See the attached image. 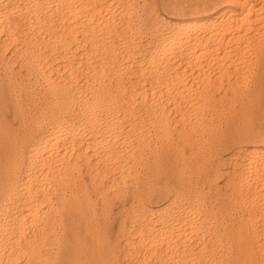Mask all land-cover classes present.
Listing matches in <instances>:
<instances>
[{
	"label": "bare ground",
	"instance_id": "6f19581e",
	"mask_svg": "<svg viewBox=\"0 0 264 264\" xmlns=\"http://www.w3.org/2000/svg\"><path fill=\"white\" fill-rule=\"evenodd\" d=\"M108 1H110V0H108ZM113 1V0H112ZM119 1V0H118ZM127 1V0H126ZM227 1V4H225V5H223L224 7L223 8H221L218 12H217V14H215L214 16H206V15H204V16H194L193 14V16L192 17H189V18H186V19H183V20H174V19H164L163 18V14H162V18H161V20H159L160 21V23L157 25H155L154 27H153V23H151L152 24V30H151V32H149V33H151V34H153V35H158V34H160V35H158L157 37H155V38H158L159 36V40L157 41H155L152 45H150L149 47H147V49H146V52H143L142 50H141V48H140V46L144 43L145 44V42H143L141 45H140V43H138L139 45L137 46L136 44H135V42L134 41H129L128 42V40L125 38V37H127V32L129 31V28H130V25H132V24H129L128 25V21H126V23H124L125 24V26L123 27V26H118V27H120L121 28V30H122V27L124 28L123 29V38H124V41H123V43H121V45H120V43H119V45H118V42H117V44L116 45H118L119 46V49L117 50V47H116V51H115V46H114V43H116V42H112L111 44H112V49H110V51H109V48H108V46L106 47L105 46V48H108L107 50H104L102 47L100 48V46L99 45H101V44H103V43H101L100 41H99V39H101V36H100V38H93L92 39V37H89V35H87L88 33H87V31L89 30V29H92V30H90V31H92L93 32V30H94V28H97V29H99V26L98 25H100V27H101V25H103V24H105L107 21H108V17H107V15H110V13H108L106 10H107V6H109V4H108V2H107V0H104L103 2H101V3H99V5H96V3L98 4V0H0V61L2 62L4 59H5V55H6V51L9 49V51H10V54H13L14 56H13V58L12 59H15V61H11V62H13V64L14 63H17V61H19L20 59V61H21V66H23L22 64L24 63V66H25V62H27L28 61V63H30L29 62V60H30V56H28V57H30L28 60H27V58H25V57H22V58H20L21 57V53H31L30 51H28L27 52V50H26V46H24L23 45V43L21 42L23 39H25L26 40V42L29 40V43H33V40L31 39V41L32 42H30V39H28L27 37L29 36V35H31L32 36V34H35L36 32H41L42 30H43V33H42V36L44 35V33H46V34H48V38H46V39H48V41H49V39H50V43L49 44H51L52 46L53 45H56L57 47H58V45L57 44H63L64 43V45L66 44V42H67V44L69 43V42H71V44H73L72 42H77V41H81L84 45L85 44H88L87 45V47L85 48V50L83 51V55H82V57L81 58H78L79 56H81V55H79L80 53V51H78V54H75V53H73L74 51H76V50H78L81 46H79L78 47V44L79 43H74L72 46H74L75 47V50H73L72 51V53L74 54V55H76L75 57H77V55H78V59L77 60H75V62L77 61V63H75V62H73V63H75V68H78V66L76 67V64L77 65H79V64H84V63H86L87 64V66H88V59L90 60V58H94V57H98V56H96V54H97V48L99 47L100 49H103L104 51H102L101 50V52H102V55L101 56H99L98 57V59L96 60V62L94 63V61H93V59H92V61H93V66L92 67H88L90 70H88V71H90L89 73H88V75H87V72H85V71H83L82 73L83 74H85L86 73V75L90 78V76L92 75H94V76H96L97 78H98V80H99V76H104V78L106 79L107 78V80H108V78L110 77L111 79L113 78V82H114V77H116L117 75H118V73L119 72H121L122 70H124L125 69V67H126V65L128 64L129 66H131L132 64H138L137 66L136 65H134L135 66V70H136V73L138 72V74H136V75H139V77H138V80L136 79V80H134V78H133V80H134V82L135 83H132V84H134V85H132V84H129L128 86H127V83L124 85V88H120V86H119V82H118V79H120V78H118L117 79V77L115 78V82H114V86L113 85H108V86H112V87H108L106 84V86L107 87H105V88H103L102 87V85H101V83L99 82V81H97V82H99L100 83V85L99 84H97L98 86H93L94 84L92 83H90L89 85H92L91 86V89H90V91H86V92H91V93H93V94H91V93H89V95H93L92 97H93V99L91 98V100L89 101V100H87L86 102L84 101V103L81 105L80 104V106H81V111L80 112H78V115L80 114V116L78 117L77 116V120H73V119H71V120H67V119H65L64 117H61L62 116V114L60 113L63 109H61L60 110V108H66L68 105H70V103L71 102H74L77 98H78V94H80V90H81V88H80V90H79V93L76 95L75 93H77V92H73V88H72V93H70V89H68L67 88V83L69 84L70 83V81H69V79H71L73 76H76V75H74V69L72 68L71 69V66L72 65H70V63L69 62H67V63H69L68 65L67 64H64L63 63V61H61V57H59V55L58 56H56V57H59L60 58V60L58 59V61L55 63V67L53 66L52 68L57 72H59V73H61V75H62V77L63 78H60L59 79V77H61V76H59L58 77V79H56V80H54L53 78H52V76H53V74H52V76L50 75V73L51 72H54V70L53 69H50L51 68V66L49 65V63H48V60H49V58H52V59H50V61H52L53 59V61L52 62H55V60H57V59H55V58H53V56L52 57H50V54H52V53H50V52H55V50L54 49H56L55 47H54V49H51L52 51H48L50 54H48V52H47V54H48V56L46 57V55L44 54V53H42V54H44V56H42V57H44V58H41V55L38 57V60L35 62V63H37L36 65L38 66V69H41V66L43 65V72H42V70H41V72H42V80H41V82L43 81V83H44V86H42V87H45L48 91L47 92H49L47 95H49V97H48V100L45 98V100H47V102L43 105H41V104H38L39 106H44L43 108H44V110H45V115H43L42 117H41V114H40V112H39V116H40V119L38 118H35V119H33V121L31 122V123H33L27 130H25V129H23L24 131V133L22 132V134H21V137H20V134H19V137H20V139L18 140L17 138H16V140H15V138L13 137H11L10 136V132H11V130L10 129H8L7 127H9V125H7L8 123H6V127L3 125V127L0 125V127H2V128H0V140H3V141H0V161H2L3 162V164L1 163V165H0V173H2V175H3V173H4V175L3 176H1L0 177V264H16V263H20V264H34V262L36 261L37 262V257H39L38 256V253H37V255L36 254H33V251H31V254H30V256H28L29 254H27L26 252V254H27V256L25 257V259H24V261L23 262H20V260H19V262H12V260H13V258L15 259V256L17 257V255L19 254V258L18 259H20V257H22V258H24L23 257V255H26V254H24L23 253V250L24 249H28L29 247H31V246H36L37 244H40L39 242L40 241H43L45 238H44V236H45V234L47 233V235H48V232H50L51 230H52V228H53V226H55V223H57V220L59 221V219H64L63 217H65V219L66 218H71V219H74V221H75V224L76 225H78V223H79V218L81 217V212L83 211V209L81 208V209H78L77 211H75L76 210V208H75V210L73 211V209H71V206H69V204L71 205V203H69L70 201H69V199H68V205H67V207L69 208L70 207V209L72 210V211H64V212H62V213H65L63 216L61 215V216H55L56 214H54V213H52V211L53 210H55L56 208H54V206H53V201H52V197H55V198H59V200H61V201H63L64 202V199L66 198V197H70V195L68 194L67 196H65V190L63 191V187L64 186H62V188H61V184H62V182L64 183V181H62V177L65 175V174H67L68 175V173L69 174H75V173H77L79 176L81 175V172H82V170L84 171V174H85V176L87 175V179H89V184L91 185V187H90V189H92L91 190V192H93V194L95 193H97L98 194V198H100V195H101V198H102V196L104 197V199H102V201H104V202H102V204L101 205H106V203H107V201L106 200H108V202L110 201V198H112V197H110L109 198V193H108V189L107 188H109V187H114V186H116V184H118L119 183V185H121L122 183H120V182H123V181H125L124 180V178H125V176H127V175H129V168L131 167L132 168V166H128L129 164V162H131V164H134V162H132L131 160L129 161V157H128V154L129 153H125V151H122V147H124V146H122L121 144H125L124 143V139H122V140H120L118 137H119V135H118V137H114V135H116V134H108L107 133V135L105 134V135H100V136H96V135H94L93 133H92V127L91 126H93V125H95L96 126V123L98 122L99 123V121H94V122H96V123H92L93 122V120H90L88 117H87V115H86V112L88 111V110H91V111H93L94 109H98V107L99 108H102V109H104V108H106V107H108L109 106V108L110 109H108V110H111L112 109V115H110V116H113V121H112V123H114V124H116V123H118L119 122V124H120V127H121V125L122 124H125V123H123L124 121H128V123H129V126H131L130 125V123L132 122L131 121V119H137V123H138V121L140 122L141 121V123H143L142 121H144V122H152L151 124V127L152 126H154V130L156 129V130H158L157 128H161V133H162V131L163 132H165V130L167 129L166 127L170 124V126H171V123H174V124H176L177 123V125L179 124L180 125V130L178 131V130H176V129H178V128H176L175 126H174V124H173V129H174V127L176 128L175 129V131H177V133L179 134V132L183 135V139H185V136L187 135V134H189V133H191L192 135H193V133L195 132V130H197L198 131V126H200L201 124H203V121L205 120H202V117H206V118H209L208 120H210V119H215V117H218L219 118V120H221L222 118L219 116L220 114H223V116H224V114H229L230 115V113L231 114H233V116L234 117H241V116H244L245 117V119L246 118H248L249 117V119L251 118V120L253 119V117H252V114L254 115V106L253 105H257V104H259V103H257V101L260 99V101L264 98V70H263V72H261L259 75H260V77L258 76V78H261V81L259 82V81H257V82H259V84L257 85V83L255 82V84L257 85V86H255V87H253V89H251V87L249 88V90H247V91H241L240 90V88H238V87H240V85H241V80H243L244 78H246L248 75H252V73L253 72H255L254 71V69L256 68V66H255V68H254V64H255V62L256 61H262L263 63H264V49H260V47L264 44V0H226ZM120 3H122V0H121V2ZM126 3V2H125ZM125 3H122V4H124L123 6L125 7ZM117 4V6H118V2L116 3ZM127 5H128V10H130L129 9V7L132 5V4H128V3H126ZM214 4H216V3H214ZM112 5V4H111ZM110 5V6H111ZM121 5V4H120ZM109 6V7H110ZM133 6H135V5H133ZM201 6V5H200ZM212 6V5H211ZM217 6V5H216ZM215 6V7H216ZM113 8L115 7V5H113L112 6ZM119 7V6H118ZM127 7V6H126ZM195 7V6H194ZM193 7V8H194ZM199 7V6H198ZM213 7V6H212ZM219 7V6H218ZM123 8V7H122ZM133 9H134V11H138V9H135V7H132ZM205 8H206V6H205ZM214 8V7H213ZM118 9V8H117ZM127 9V8H126ZM201 9V8H200ZM210 9V8H209ZM216 9V8H215ZM108 10H110V9H108ZM111 10H113V9H111ZM149 10V9H148ZM116 11V10H115ZM118 11V10H117ZM125 10H123V11H121L122 13L124 12ZM133 10H131V12H132ZM147 11V10H146ZM150 11V12H149ZM148 11V13H150L151 14V9ZM211 11V10H210ZM215 11V10H214ZM129 11H127V13H128ZM203 12H205L206 13V11H203ZM52 13L54 14V13H57L56 14V16L54 17L53 15H52ZM107 13V14H106ZM111 13H112V11H111ZM115 12L113 11V13L112 14H114ZM126 13V12H125ZM133 13H135V12H133ZM208 13H211V12H208ZM215 13V12H214ZM112 14L110 15V18H112L111 16H112ZM120 14V13H119ZM124 14V13H123ZM131 14V13H130ZM145 14V13H144ZM153 14H155L156 16H157V14L156 13H153ZM201 14V13H200ZM115 15H118V14H115ZM125 15V14H124ZM146 15H147V13H146ZM149 15V14H148ZM171 15V14H170ZM173 15V14H172ZM179 15V14H178ZM199 15V14H198ZM212 15V14H211ZM105 16H106V19H105ZM120 16V15H119ZM122 16V15H121ZM120 16V17H121ZM132 16V15H131ZM131 16H129L128 18V20H132V19H130V17ZM134 16V15H133ZM145 16V15H144ZM153 16V15H152ZM159 16V15H158ZM165 16V15H164ZM96 17V18H95ZM119 17V18H120ZM150 17V16H149ZM176 17V16H175ZM174 17V18H175ZM178 17V16H177ZM186 17H187V15H186ZM113 18H114V16H113ZM113 18H112V20H113ZM124 18V17H123ZM123 18H121V19H119V20H121V22H122V19ZM133 18V17H132ZM134 18H135V20L138 22V20H139V18H140V20H141V17H139L138 18V20H137V17H135L134 16ZM158 18V17H157ZM168 18V17H167ZM183 18H185V17H183ZM94 19H96V20H94ZM118 19V18H117ZM145 18H143V20H144ZM111 20V22H113L114 20L116 21V19H114L113 21ZM118 20V21H119ZM146 20H148V18L146 19ZM145 20V21H146ZM149 20H150V22H151V19L149 18ZM152 20H153V18H152ZM155 20H156V17H155ZM114 21V22H115ZM154 21V20H153ZM120 22V23H121ZM131 22V21H130ZM129 22V23H130ZM134 22V21H133ZM143 21H141V23H142ZM150 22H149V25H151L150 24ZM158 22V21H157ZM156 22V23H157ZM116 23H118L117 21H116ZM115 23V24H116ZM120 23H118V24H120ZM139 23V22H138ZM138 23H136V24H138ZM140 23V24H141ZM155 23V22H154ZM109 24V23H108ZM112 24H114V23H112ZM112 24H110V25H112ZM144 24V23H143ZM146 24V23H145ZM97 25V26H96ZM106 25V24H105ZM104 25V26H105ZM134 25V24H133ZM139 25V24H138ZM148 25V26H149ZM112 26H115V25H112ZM112 26H110L111 28H112ZM136 26V25H135ZM146 26V25H145ZM147 26V27H148ZM106 27V26H105ZM110 27H109V29H110ZM115 27H117V26H115ZM138 27V26H137ZM139 28H141V27H139ZM139 28H138V30H139ZM101 29V28H100ZM99 29V30H100ZM102 29L104 30L103 31V33H101V34H104V32H105V30L106 29H104L103 27H102ZM109 29L107 28V30L109 31ZM117 29H119V28H117ZM147 29V28H146ZM50 30V31H49ZM112 30V31H111ZM110 31L111 32H120L119 30H116V31H113V29H111ZM131 30L133 31V26H132V29H130V37L128 36V38H131V36L133 37V35H131L132 33H131ZM136 30H137V28H136ZM138 30H137V33H138ZM143 30H145V28L143 29ZM148 31H150V29H147ZM97 31V30H96ZM107 31V32H108ZM164 31V32H163ZM116 32V33H117ZM135 32V31H134ZM133 32V33H134ZM144 32V31H143ZM98 33V32H97ZM112 33V34H113ZM121 33V32H120ZM147 33V32H146ZM95 35H96V32L94 33ZM94 34H91V35H94ZM101 34H98L97 36L99 37V35H101ZM115 34V33H114ZM150 34V35H151ZM36 35V34H35ZM39 35V34H38ZM90 35V36H91ZM109 35V34H108ZM107 34H106V36H108ZM122 35V34H121ZM120 35V36H121ZM135 35H136V33H135ZM145 35V34H144ZM23 37V39L20 41V43H16V41H19L18 39L20 38V37ZM45 36V35H44ZM115 37L113 38V39H115V38H117L118 36L117 35H114ZM152 36V35H151ZM34 38H36L35 36H33ZM96 37V36H95ZM112 37V36H111ZM122 37V36H121ZM140 37V36H139ZM139 37H138V39H139ZM153 37V36H152ZM33 38V39H34ZM42 38V37H41ZM41 38H39V39H41ZM103 38V37H102ZM109 37H107V39H108ZM118 38H120V37H118ZM117 38V39H118ZM135 38V37H134ZM140 38H143L142 36L140 37ZM145 38H146V36H145ZM45 39V38H44ZM137 39V40H138ZM148 39V38H147ZM152 39V38H151ZM154 39V38H153ZM152 39V40H153ZM43 40V39H42ZM41 40V41H42ZM106 39H105V37H104V40L103 41H105ZM109 40H112V39H109ZM116 40V39H115ZM114 40V41H115ZM122 40V39H121ZM130 40V39H129ZM149 40V39H148ZM148 40H146V41H148ZM151 40V41H152ZM44 41H46V40H44ZM89 41V42H88ZM108 41V40H107ZM25 42V43H26ZM36 42H38V41H36ZM35 42V43H36ZM40 42V41H39ZM38 42V43H39ZM47 42V41H46ZM46 42H45V44H46ZM88 42V43H87ZM140 42H142V41H140ZM16 43V44H15ZM41 43V42H40ZM42 43H43V41H42ZM149 43H150V40H149ZM149 43H148V45H149ZM48 43L46 44V48H47V45H49ZM67 44H66V46H67ZM105 44H107V43H105ZM146 44H147V42H146ZM26 45H28V47H29V45L30 44H27L26 43ZM35 45V44H34ZM37 45H39V44H36L35 46L37 47ZM42 45V44H41ZM50 45V46H51ZM59 45V46H60ZM64 45L63 46H61V48L63 47V53L61 54V55H64V56H66V59H65V61H69V60H67V57H68V55H67V50L69 49V48H67V50H65L64 51ZM70 45V44H69ZM83 45V46H84ZM108 45H110V44H108ZM40 46V45H39ZM50 46H48L49 48H50ZM71 46V45H70ZM69 46V47H70ZM111 46V45H110ZM109 46V47H110ZM114 46V47H113ZM264 46V45H263ZM30 47H33V44H32V46H30ZM73 47V48H74ZM78 47V48H77ZM143 47V46H142ZM145 47V46H144ZM34 48V47H33ZM38 48V47H37ZM43 48H44V46H43ZM43 48H42V50H43ZM48 48V49H49ZM53 48V47H52ZM71 48V47H70ZM77 48V49H76ZM82 48V47H81ZM80 48V49H81ZM98 48V49H99ZM140 48V49H139ZM263 48V47H262ZM32 49V48H31ZM41 49V48H40ZM39 48H38V50H40ZM60 48L58 47V49L57 50H59ZM143 50H144V48H142ZM38 50H33L32 51V55H34V53H37V51ZM61 50V49H60ZM70 50V49H69ZM8 51V52H9ZM41 51V50H40ZM46 51V50H45ZM45 51H43V52H45ZM67 51V52H66ZM81 51H82V49H81ZM115 51V56H116V58L119 56L120 57V59L121 60H123L122 62L125 64V67L122 69V67H121V71L119 70V72L118 73H116L117 71L115 70V66L113 65L114 64V62L115 61H118V60H114V52ZM141 51V53L143 52V54H142V56L141 57H139V56H137V55H139V54H137L138 52H140ZM99 52V51H98ZM40 53V52H39ZM56 53V52H55ZM54 53V54H55ZM77 53V52H76ZM7 54H9V53H7ZM9 54V55H10ZM57 54H60V52L58 53L57 52ZM70 56H71V58L73 57V54H70V53H68ZM247 54V55H246ZM38 55V54H37ZM36 55V56H37ZM60 55V56H61ZM20 56V57H19ZM26 56V55H25ZM35 56V55H34ZM34 56H32L33 58H34ZM64 56H62V59H64ZM70 56L68 57V58H70ZM10 57V56H9ZM27 57V56H26ZM18 58H19V60H18ZM25 58V59H24ZM32 58V59H33ZM37 58V57H36ZM74 58V57H73ZM115 58V59H116ZM8 58H7V56H6V60H7ZM11 59V58H10ZM11 59V60H12ZM31 59V60H32ZM75 59V58H74ZM95 59V58H94ZM17 60V61H16ZM27 60V61H26ZM72 59H70V61H71ZM113 60H114V62H113ZM121 60H120V62H121ZM35 61V60H34ZM34 61H32V62H34ZM73 61V60H72ZM91 61V60H90ZM113 62V63H112ZM121 62V63H122ZM141 62H142V64H141ZM261 62V63H262ZM5 63V62H4ZM7 63V62H6ZM9 63V62H8ZM7 63V64H8ZM28 63H27V65H28ZM35 63H33V64H35ZM51 63V62H50ZM112 63V64H111ZM140 63V64H139ZM258 63V62H257ZM257 63H256V65H257ZM2 64H3V62H2ZM1 64V65H2ZM11 64V63H10ZM20 64H19V66L18 65H16V66H18V69H20ZM52 64V63H51ZM54 64V63H53ZM72 64V63H71ZM81 64V65H82ZM112 65V66H114V67H111L110 65ZM35 65V66H36ZM39 65H40V67H39ZM91 65H92V63H91ZM118 65V64H117ZM15 66V65H14ZM13 66V67H14ZM29 66V65H28ZM27 66V67H28ZM31 66H33L32 64H31ZM30 66V67H31ZM35 66H33V67H31V69H32V71H35V70H33V69H37ZM74 66V65H73ZM84 66H85V64H84ZM83 66V67H84ZM87 66L84 68V69H86L87 68ZM89 66H90V64H89ZM107 66H109L110 68H109V70L111 69V68H113L114 69V72L112 71L110 74H109V72H106V71H109L108 69H106V67ZM260 66V65H259ZM264 66V64H262V66L261 67H263ZM2 67V66H1ZM3 67H4V69H5V67H6V65L4 66V64H3ZM8 67V66H7ZM11 67V66H10ZM9 67V68H10ZM27 67H26V70H27ZM118 67V66H117ZM117 67H116V69H117ZM120 67V66H119ZM133 67V66H132ZM258 67V66H257ZM261 67L259 68V69H261ZM29 68V67H28ZM79 68H82L81 66H79ZM87 68V69H88ZM108 68V67H107ZM8 69V68H7ZM11 69V68H10ZM15 69V68H14ZM17 69V70H18ZM24 69V71H26L25 70V68H22V70ZM47 69H49V70H47ZM127 69V68H126ZM128 69H131V68H129L128 67ZM263 69V68H262ZM0 70H1V68H0ZM29 70V69H28ZM47 70V71H46ZM50 70H52V71H50ZM81 70V69H80ZM112 70V69H111ZM118 70V69H117ZM255 70H257V69H255ZM2 71V70H1ZM4 71V70H3ZM9 71H11V70H9ZM9 71H8V76H9ZM15 71V70H14ZM38 71V70H37ZM77 71V70H76ZM87 71V70H86ZM116 71V72H115ZM131 72L130 73H132V72H134V70L132 71V69L130 70ZM12 72V71H11ZM17 72V71H16ZM23 72V71H22ZM28 71H26V73H27ZM31 72V70H29V73ZM50 72V73H49ZM55 72V73H56ZM79 72V70L76 72V73H78ZM125 72V71H124ZM12 73H14V72H12ZM25 73V72H24ZM29 73H27L28 74V76H29ZM34 73H36V72H34ZM81 72H79V74H80ZM114 73H116V74H114ZM130 73L128 74V75H130ZM258 73H259V71H258ZM4 74V73H3ZM5 74H6V72H5ZM19 74H20V72H19ZM18 74V77L20 76ZM33 74V73H32ZM31 74V75H32ZM83 74H81V76H83ZM112 74L114 75L113 77H111L112 76ZM125 74H127V73H125ZM124 74V75H125ZM2 75V74H1ZM16 75H17V73H16ZM23 75V74H22ZM21 75V76H22ZM25 76H26V74H24ZM30 75V76H31ZM37 75V74H36ZM38 75H41V73L39 74V72H38ZM90 75V76H89ZM116 75V76H115ZM121 75H123V73L121 74ZM256 75V72L254 73V75H253V77ZM258 75V74H257ZM11 76V75H10ZM14 77H13V79L15 80L16 79V77L17 76H15V73H14V75H13ZM24 76V77H25ZM29 76V77H30ZM32 76H35V74L34 75H32ZM54 76H56V74L54 75ZM101 76V77H102ZM118 76H120V74L118 75ZM3 77V76H2ZM23 77V78H24ZM29 77H25V78H27L26 79V82H27V80H28V78ZM36 77V76H35ZM38 77V76H37ZM78 77V76H77ZM80 77V76H79ZM86 77V76H85ZM84 77V78H85ZM87 77V78H88ZM122 77V76H121ZM124 78H122L123 80L125 79V82L126 81H128V80H126V78L128 77H126L125 78V76H123ZM249 77V76H248ZM5 77H3V79H4ZM9 78V77H8ZM7 78V79H8ZM55 78H57V76L55 77ZM75 78V77H74ZM73 78V79H74ZM83 78V77H82ZM83 78V79H84ZM88 78V79H89ZM93 78H95V77H92V79ZM103 78V77H102ZM102 78H100V81H101V79ZM130 77H128V79H129ZM251 78V77H250ZM250 78H248L249 80H250ZM12 79V78H11ZM10 78H9V80H11ZM32 79V78H31ZM34 79H36V78H34ZM39 79V78H38ZM41 79V78H40ZM76 80H80V79H77V78H75ZM86 79V78H85ZM84 79V80H85ZM91 79V81L92 82H94L93 80ZM110 79V83H113L112 82V80ZM252 79V78H251ZM257 79V78H256ZM20 80H22V79H20V77H19V80H18V83H19V81ZM29 80H30V78H29ZM29 80H28V82H29ZM37 80V79H36ZM74 81V82H76V83H78V81ZM84 80H82V83L84 82ZM87 80V79H86ZM85 80V84H87L88 82ZM104 80V79H103ZM122 80V81H123ZM130 80V79H129ZM259 80V79H258ZM5 81H6V79H5ZM4 81V83H6V82H8V80L5 82ZM16 82H17V80H15ZM13 82V80H12V83H16V82ZM24 81V80H23ZM23 81H20V82H23ZM32 81H33V79H32ZM69 81V82H68ZM73 81V80H72ZM104 81H106V80H104ZM109 81V80H108ZM107 81V82H108ZM2 83H3V81H1ZM25 82V81H24ZM23 82V83H24ZM25 82V84L27 85V83ZM38 82H40V80L38 81L37 80V82L35 81V84L36 83H38ZM101 82H103V81H101ZM120 82H121V79H120ZM132 82V81H131ZM244 82H245V80H244ZM250 82V81H249ZM253 82H254V80H253ZM253 82H251V83H253ZM10 83V82H9ZM12 83L10 84V87H12ZM32 84L34 83V82H31ZM42 83V84H43ZM73 83V82H72ZM72 83H70L69 85L71 86V84ZM81 83V84H82ZM83 83V84H84ZM96 83V82H95ZM104 83V82H103ZM109 83V84H110ZM123 83V82H122ZM13 84V85H14ZM245 85H246V83H244ZM244 84H242V85H244ZM2 85V84H1ZM8 85L9 84H7V86L4 84V86L7 88L8 87ZM18 85H21V84H17V86ZM24 85V84H23ZM39 85H41V84H39ZM88 84L86 85V87H90ZM122 86H123V84H121ZM249 85V84H248ZM248 85H247V87H248ZM15 86V85H14ZM22 86V85H21ZM21 86H19V88L21 87ZM30 86H31V84H30ZM30 86H28V87H30ZM70 86H68V87H70ZM78 86V85H77ZM85 86V85H84ZM83 86V87H84ZM252 86V85H251ZM254 86V85H253ZM8 88V89H11V88ZM26 87V86H25ZM32 87V86H31ZM30 87V88H31ZM72 87V86H71ZM70 87V88H71ZM82 87V86H81ZM82 87V89H86L85 87L83 88ZM245 87V88H244ZM243 87V89H247L246 88V86H244ZM14 88L15 87H13L12 89L14 90ZM17 88V87H16ZM22 88H23V86H22ZM27 88V87H26ZM40 87L39 86H36V89L35 88H33V89H35V91L37 90V89H39ZM108 88H110V89H108ZM241 88H242V86H241ZM1 89V88H0ZM29 89V88H28ZM32 89V88H31ZM31 89H30V92H31ZM44 89V88H43ZM89 89V88H88ZM105 89H108V90H105ZM5 90V89H4ZM20 90V89H19ZM24 90V89H23ZM22 90V91H23ZM27 89H25V91H26ZM45 90V89H44ZM75 90H76V88H75ZM74 90V91H75ZM77 90H78V88H77ZM10 91V90H9ZM12 91V90H11ZM18 91V90H17ZM17 91H15V92H17ZM25 91H23V93H25ZM29 91V90H28ZM33 91V90H32ZM39 91H41V89L40 90H38V93H40ZM43 91V90H42ZM42 91H41V95H42ZM2 92V91H1ZM20 93H21V91H19ZM30 92H28V93H30ZM83 92V91H82ZM85 91H84V93H86ZM6 93V92H5ZM33 93V92H32ZM32 93H30L29 94V97H30V95L32 94ZM37 93V91L35 92V94ZM37 93V94H38ZM74 93V94H73ZM252 93H254V94H256L255 96H256V98L257 97H259V99H257L256 100V104H254V100H249L250 98H249V96L252 94ZM1 94V93H0ZM8 94H9V92H8ZM7 94V95H8ZM15 94V93H14ZM17 94H19V93H17ZM22 94V93H21ZM37 94H36V96H37ZM40 94H38V95H40ZM2 95V94H1ZM5 95V94H4ZM25 95H28V94H25ZM33 95H34V93H33ZM82 95H85V94H82ZM12 96H14V95H12ZM20 96V95H19ZM24 96V95H23ZM36 96H34V97H32V98H37ZM43 97H44V94L42 95ZM41 96V97H42ZM88 96V95H87ZM86 95H85V98L87 97ZM254 96V95H253ZM254 96V97H255ZM40 97V96H39ZM42 97V98H43ZM46 97V96H45ZM81 96H79V98H80ZM254 97H252V98H254ZM21 97H19V100H21V99H24V98H21ZM28 98V97H27ZM41 98V99H42ZM84 98V97H83ZM85 98H84V100H85ZM141 98V99H140ZM249 98V99H248ZM15 99V98H14ZM18 99V98H17ZM38 99V98H37ZM136 99H140V100H142L143 102H145V104L143 105V111H142V114L139 112H137V111H135V110H137V108L134 110V112H133V108H135L134 107V105H135V103L137 102L136 101ZM255 99V98H254ZM3 100V99H2ZM9 100H10V98H9ZM29 100V99H28ZM32 100H34V99H32ZM43 100V99H42ZM44 100V101H45ZM58 100H59V103H60V101H61V103L59 104L58 103ZM23 101H25V100H23ZM22 101V102H23ZM83 101V99L82 100H79V102H82ZM251 101H253V103L251 102ZM263 101V100H262ZM262 101H261V104H263L262 103ZM0 102H1V99H0ZM4 102V101H3ZM2 102V103H3ZM35 102H37L36 100H35ZM78 102V103H79ZM139 102V101H138ZM137 102V103H138ZM141 102V101H140ZM143 102H141V103H143ZM237 102L239 103V102H241L242 103V105L244 106V107H241V108H236V109H238L239 111H237V110H235V108H234V106H235V104H237ZM246 102V103H245ZM2 103H1V105H2ZM20 103H21V101H20ZM30 103V102H29ZM38 103V102H37ZM36 103V104H37ZM147 103V104H146ZM7 105H8V103H6ZM32 104H33V102H32ZM35 104V105H36ZM59 104V105H58ZM72 104V103H71ZM76 104H77V101H76ZM74 105V103H73V107H72V105H71V107H72V109H73V111H72V113L75 111V109H77V106L78 105ZM244 104H246V105H244ZM3 105H5V104H3ZM12 105V104H11ZM13 105H14V103H13ZM16 105H17V103H16ZM19 105V104H18ZM17 105V106H18ZM20 105H22V104H20ZM23 105H25V104H23ZM29 105H31V104H29ZM34 105V106H35ZM102 105L103 106H106V107H102ZM8 106H10V105H8ZM75 106H76V108H75ZM79 106V107H80ZM136 106V105H135ZM138 106H140V107H142L141 106V104H139ZM137 106V107H138ZM237 106H239V105H237ZM241 106V105H240ZM260 106V108H261V106H264V105H259ZM5 108H6V106H4ZM11 107H13V106H11ZM10 107V108H11ZM25 107V106H24ZM24 107L22 106V108L24 109ZM28 106H27V104H26V107L25 108H27ZM31 106H29V108H30ZM139 107V108H140ZM20 108V107H19ZM19 108L17 107V108H15V105H14V108H11V109H14L13 111H15L14 113H16L17 114V116L19 115V114H21V111L19 110ZM32 108V107H31ZM36 108L37 107H33L32 108V111L35 113V111H36ZM43 108H41V109H43ZM64 108V109H65ZM75 108V109H74ZM138 108V109H139ZM243 108V109H242ZM255 108H257L258 109V105H257V107H255ZM2 110L4 109L3 107L1 108ZM1 109H0V111H1ZM37 109H39V108H37ZM69 109V108H68ZM79 109V108H78ZM235 110V111H232V110ZM6 110V109H5ZM8 110V109H7ZM22 110V109H21ZM142 110V109H141ZM262 110V112L264 111L263 109H260V111ZM9 111H11V110H9ZM23 111H25V110H23ZM28 111H30V110H28ZM28 111H26V112H28ZM28 112L29 114H31V113H33V112ZM39 111H41L40 109H39ZM65 111H66V109H65ZM71 111V110H70ZM91 111H89V112H91ZM94 111H96V110H94ZM101 111V109L99 110V112ZM105 111H107V110H105ZM132 111V112H131ZM204 111L206 112V114L207 115H205V113H204ZM4 112V111H3ZM12 112V111H11ZM37 112H38V110H37ZM42 112V111H41ZM69 112V111H68ZM98 112V111H97ZM103 112H104V110H103ZM102 112V113H103ZM109 112H111V111H109ZM256 112V111H255ZM5 113V112H4ZM3 113V114H4ZM23 113V112H22ZM28 113H27V115H28ZM64 113H66V112H64ZM93 113V112H92ZM108 113V112H107ZM246 113V114H245ZM258 113H259V111H258ZM258 113H257V115H255V118L254 119H256L257 117L256 116H259L260 114H261V112H260V114L258 115ZM264 113V112H263ZM6 114V113H5ZM12 114V113H11ZM25 114V113H24ZM36 114V113H35ZM67 114V113H66ZM65 114V115H66ZM70 114V113H69ZM75 115L77 114L76 112L74 113ZM94 115H95V113H93ZM98 114V113H97ZM108 114H111V113H108ZM256 114V113H255ZM13 115V114H12ZM11 115V116H12ZM15 115V114H14ZM26 115V114H25ZM37 116H38V114H36ZM35 115V116H36ZM61 115V116H60ZM64 115V116H65ZM72 116H73V114H71ZM71 115H69V116H71ZM89 115V114H88ZM132 116V118H127V117H129V116ZM203 115V116H202ZM8 116V115H7ZM17 116H15V117H17ZM21 116H22V114H21ZM29 116V115H28ZM33 116V115H32ZM38 116V117H39ZM68 116V117H69ZM72 116H71V118H72ZM97 116V115H96ZM101 116V115H100ZM100 116H98V118L100 117ZM103 116V115H102ZM105 116V115H104ZM107 116V115H106ZM130 116V117H131ZM208 116V117H207ZM222 116V115H221ZM222 116V117H223ZM228 116V115H227ZM231 116V115H230ZM232 116V117H233ZM261 117H262V114L260 115ZM260 116H259V119H260ZM1 117V116H0ZM14 117V116H13ZM15 117H14V120H15ZM20 117V116H19ZM18 117V118H19ZM23 117H24V115H23ZM26 117V116H25ZM30 117V116H29ZM66 117V116H65ZM92 117H93V115H92ZM95 117V116H94ZM108 117V119L107 120H110L109 118V116H107ZM145 117V118H144ZM233 117V118H234ZM3 118V117H2ZM2 118H1V120H2ZM42 118V119H41ZM96 118V117H95ZM101 118V117H100ZM105 118V117H104ZM147 118V119H146ZM149 118H151L152 120H150ZM218 118H216L217 120H218ZM221 118V119H220ZM229 118V117H228ZM227 118V119H228ZM231 118V117H230ZM229 118V119H230ZM233 118H231V119H233ZM75 119H76V117H75ZM103 119V118H102ZM101 119V120H102ZM133 119V120H134ZM149 119V120H148ZM212 119V120H213ZM230 119V120H231ZM241 119H244L243 117L241 118ZM6 120V119H5ZM9 120V119H8ZM31 120V119H30ZM131 122H130V121ZM211 120V121H212ZM225 120H226V118H225ZM225 120H223L224 121V123L225 122H227L228 123V120L227 121H225ZM230 120H229V122H230ZM234 121H236L235 120V118L233 119ZM247 120V119H246ZM250 120V121H251ZM257 120V119H256ZM19 119H18V123H19ZM22 121V120H21ZM21 121H20V124H21ZM103 121H105V120H103ZM102 121V122H103ZM121 121H123V122H121ZM206 121V120H205ZM214 121V120H213ZM232 121V120H231ZM248 121V120H247ZM246 121V122H247ZM255 121V120H254ZM259 121H261V119L259 120ZM2 122V121H1ZM0 122V123H1ZM8 122H10V120L8 121ZM16 122H17V120H16ZM23 122V121H22ZM107 122V121H106ZM233 122V121H232ZM242 122H243V120H242ZM11 123V122H10ZM9 123V124H10ZM15 123V122H14ZM24 123L25 122H23V125H24ZM93 124V125H91L90 126V124ZM105 123V122H104ZM104 123H102V125L104 124ZM122 123V124H121ZM127 123V124H128ZM136 123V122H135ZM134 123V124H135ZM140 123V124H141ZM149 123V124H150ZM207 124L208 123H211V122H206ZM216 123H217V121H216ZM233 123H235V122H233ZM238 123V122H237ZM237 123H235V124H237ZM240 123V122H239ZM248 123V122H247ZM255 122H253V121H251V125H249V127H251V129H252V127H254V129L256 130V127H255V125H253ZM262 123V122H261ZM260 123V124H261ZM106 124V123H105ZM107 124H109V121H108V123ZM132 124V123H131ZM139 124V123H138ZM139 124V125H140ZM205 124V123H204ZM207 124H205V125H207ZM235 124H233L232 126H234ZM250 124V123H249ZM259 124V123H258ZM259 124V125H260ZM263 124V123H262ZM18 125V124H17ZM16 125V126H17ZM29 125V124H28ZM100 125H101V123H100ZM99 124L97 125V126H100ZM110 125V124H109ZM117 125V124H116ZM137 125V124H136ZM142 125V124H141ZM141 125L139 126L140 127V129L142 128V127H144V125L145 124H143V126L141 127ZM179 125L177 126V127H179ZM204 125V126H205ZM228 125V124H227ZM240 125H242V124H240ZM244 126L242 127H240V126H238V128L240 127V128H243V130H244V127H245V125H246V123H244L243 124ZM248 125V124H247ZM253 125V126H252ZM256 125H257V123H256ZM12 126H13V124H12ZM15 126V125H14ZM96 126V127H97ZM108 126V125H107ZM107 126L105 125V127L107 128ZM111 126V125H110ZM110 126H109V128H110ZM112 126H114L113 124H112ZM123 126V125H122ZM128 126V127H129ZM147 126H148V124H147ZM146 126V127H147ZM209 126V125H208ZM221 126V125H220ZM218 127L219 129H221V127ZM224 126H225V124H224ZM230 126H231V124H230ZM231 126V127H232ZM236 126V125H235ZM258 126V125H257ZM263 126H264V124H263ZM262 126V127H263ZM18 128H19V125L17 126ZM23 127H25V126H23ZM28 127V126H27ZM101 128L102 127H104V125L103 126H100ZM118 126H116V128H117ZM120 127H118L117 129H119ZM125 127H126V125H125ZM124 127V128H125ZM201 128H202V125L200 126ZM210 127V126H209ZM208 127V128H209ZM216 127V126H215ZM214 127V129H217V127L215 128ZM261 127V126H260ZM109 128H108V130H109ZM115 128V129H116ZM123 128V127H122ZM122 128H120V129H122ZM130 128V127H129ZM129 128H128V130L126 131V128H125V130L124 129H122V130H124L125 132H128L129 134H130V132L132 131L131 129V131L129 132ZM135 127H133V129H134ZM137 128H138V126H137ZM136 128V129H137ZM145 128V127H144ZM166 128V129H165ZM171 128V127H170ZM237 128V127H236ZM17 129V128H16ZM15 129V130H16ZM98 129V128H97ZM110 129H112L113 130V128H110ZM115 129L113 130V132L115 131ZM119 129V131H121ZM149 131H150V129H149V127L147 128ZM231 129V128H230ZM234 131H236L235 130V127H233L232 128ZM245 129H246V127H245ZM264 129V127L261 129V130H263ZM8 130H10V132L8 131ZM21 130V129H20ZM33 130V131H32ZM94 130H96V129H93V132H94ZM106 130V129H105ZM107 130V131H108ZM112 130H110V132L112 131ZM143 130H145V129H143ZM153 130V131H154ZM168 130V129H167ZM194 132H193V131ZM204 130H205V127H204ZM224 130H226V129H224ZM239 130V132L241 131V132H243L244 133V131H242V129L240 130V129H238ZM248 130V127H247V129H246V131ZM258 130V129H257ZM256 130V132L258 133V131ZM18 131V130H17ZM16 131V132H17ZM98 131V130H97ZM101 131H102V129H101ZM133 131H135V130H133ZM139 131V130H138ZM148 131V132H149ZM153 131H151V132H149L150 134H152V132ZM169 131V130H168ZM172 132H173V130H171ZM174 131V132H175ZM202 131H203V128H202ZM207 131V130H206ZM223 131V130H222ZM232 131V130H231ZM245 131V132H246ZM251 131V130H250ZM16 132H14V134L16 133ZM20 132V131H19ZM38 132V133H37ZM96 132V131H95ZM99 132H100V129H99ZM98 132V133H99ZM109 132V131H108ZM109 132V133H110ZM123 131H121V132H119V134L120 133H122ZM140 132V131H139ZM147 132V133H148ZM159 131H156V133H158ZM200 132V131H199ZM199 132H196V133H198L199 134ZM208 132V131H207ZM207 132H206V134H207ZM219 132H220V130H219ZM259 132H260V130H259ZM36 133V134H35ZM97 133V132H96ZM100 133H102V132H100ZM104 133V132H103ZM114 133H117V132H114ZM143 132L141 131V134H142ZM145 133V132H144ZM143 133V134H144ZM149 133H148V135H149ZM154 133H155V131H154ZM153 133V134H154ZM166 133V132H165ZM169 133H170V131H169ZM168 132L166 133V135L167 134H169ZM201 133V132H200ZM234 133V132H233ZM242 133V134H243ZM248 133H249V130H248ZM261 133V132H260ZM262 133H264V130L262 131ZM13 134V135H14ZM18 134V133H17ZM17 134H15V136L17 135ZM118 134V133H117ZM123 134V133H122ZM122 134H120L121 136H122ZM126 134V133H125ZM131 134H133V132L131 133ZM130 134V135H131ZM140 134V133H139ZM142 134V135H143ZM163 134V133H162ZM162 134H161V136H162ZM175 134V133H174ZM180 134V135H181ZM190 134V135H191ZM202 135H203V133H201ZM205 134V133H204ZM225 134H226V132H225ZM238 134V133H237ZM251 134V133H250ZM250 134H249V136H250ZM252 134H253V130H252ZM259 134V133H258ZM124 135V134H123ZM135 135H136V133H135ZM135 135L133 134V136L131 135L130 137L132 138V137H135ZM172 135V134H171ZM180 135H178L179 136V139H181L182 138V136H181V138H180ZM190 135H188L189 137H190ZM195 135V134H194ZM213 135V134H212ZM216 135H218L217 133H216ZM220 135V134H219ZM223 135V134H222ZM256 135V134H255ZM117 136V135H116ZM126 136H128V134H126ZM125 136V137H126ZM150 136H152L153 138L152 139H154L155 137L153 136V135H150ZM149 136V137H150ZM160 136V135H159ZM164 136V135H163ZM167 136H169V135H167ZM175 136H177V135H175ZM187 136V137H188ZM201 136V135H200ZM199 136V137H200ZM253 136V135H252ZM260 136V135H259ZM264 136V135H263ZM17 137V136H16ZM124 136H123V138H125ZM130 137H129V139H130ZM140 137V136H139ZM146 137L148 138V136H146L145 135V139H146ZM158 137V136H157ZM187 137H186V139H187ZM188 137V138H189ZM193 137V136H192ZM197 137V136H196ZM198 137V138H199ZM204 138L205 137H207L206 135L205 136H203ZM210 137V136H209ZM208 137V138H209ZM219 137V136H218ZM222 137V136H221ZM245 137V136H244ZM261 137H262V135H261ZM138 138V136L136 137V139ZM141 138V137H140ZM139 138V139H140ZM167 138H169V137H167ZM175 138V137H174ZM178 138V137H177ZM191 138V137H190ZM189 138V140H190V142L188 141H186V140H184L186 143H188L187 145L188 146H190V145H192V144H190L189 145V143H191V141L193 140L192 138L190 139ZM194 138H195V136H194ZM204 138H202V140L204 139ZM216 138V140H218L217 139V137H215ZM251 138V137H250ZM259 138V137H258ZM134 139V138H133ZM132 139V140H133ZM148 139H151V138H148ZM147 139V140H148ZM152 139H151V141H152ZM158 139H160V138H158ZM164 139H165V137H164ZM197 139V138H196ZM201 139V138H200ZM212 139V141H214L213 140V138H211ZM210 139V140H211ZM220 139V138H219ZM222 139V138H221ZM225 139V138H224ZM231 140H233L232 138H230ZM229 139V140H230ZM253 140H255L256 139V136H255V138H252ZM126 140H128L127 138H126ZM131 140V139H130ZM135 140V139H134ZM141 140V139H140ZM139 140V141H140ZM146 140V141H147ZM167 140V139H166ZM166 140H164V141H166ZM171 140H173L172 138H171ZM177 139H175V141H176ZM182 140V139H181ZM208 140V139H207ZM207 140L205 139V141L207 142ZM228 139L226 140V142L227 141H229ZM236 139H234V141H235ZM246 140V139H245ZM247 140H249V137H248V139ZM258 140V139H257ZM260 140H261V138H260ZM129 141V140H128ZM139 141H137L136 143L138 144V142ZM142 141H144V138L142 139ZM145 141V142H146ZM149 141V140H148ZM147 141V142H148ZM151 141H150V143H151ZM155 141V140H154ZM153 141V142H154ZM158 141V140H157ZM163 141V142H164ZM170 141V140H169ZM184 141L182 140V142L183 143H181V146H182V144H184ZM199 141V140H198ZM198 141H196V142H198ZM201 141V140H200ZM219 141V140H218ZM221 141V140H220ZM243 141H244V139H243ZM256 141V140H255ZM2 142H7V144L6 145H4V144H2ZM132 142V141H131ZM130 142V143H131ZM141 142V141H140ZM153 142H152V144H153ZM162 141H159V143H161ZM174 142V141H173ZM179 142H181V141H179ZM221 142H223V145H224V143H225V141H223V139H222V141ZM220 142V144H222ZM237 142V141H236ZM241 142H242V139H241ZM250 142H251V139H250ZM249 142V143H250ZM260 142V141H259ZM259 142H257V143H259ZM262 142H264V139H263V141ZM262 142H260V143H262ZM126 143L128 144L129 142H127L126 141ZM134 143H135V141H134ZM144 143V142H143ZM155 143V142H154ZM166 143H168V141L166 142ZM166 143H163V144H166ZM170 143V142H169ZM175 143H177V142H175ZM174 143V144H175ZM203 143H204V141H203ZM209 143V142H208ZM207 143V145H209ZM210 143H212V142H210ZM215 143V142H214ZM216 143H218V142H216ZM216 143H215V145H216ZM233 143V142H232ZM235 143V142H234ZM233 143V144H234ZM245 143L247 144L248 142H246L245 141ZM118 144H120L122 147H121V150H120V148L119 147H117V145ZM142 144V143H141ZM146 144V143H145ZM144 144V145H145ZM152 144H150V145H152ZM173 144V147L175 148V145ZM180 144V143H179ZM195 144V143H194ZM197 144V143H196ZM206 144V143H205ZM219 143H218V145H220ZM240 144V143H239ZM242 144V143H241ZM240 144V145H241ZM254 144H255V142H254ZM262 144H264V143H262ZM131 145H134L133 144V142L131 143ZM136 145V144H135ZM147 145H148V143H147ZM147 145H146V147H147ZM149 145V146H150ZM167 145V144H166ZM171 145H172V143H171ZM186 145V144H185ZM184 145V146H185ZM197 145H199V144H197ZM203 145V144H202ZM227 145H228V142H227ZM119 146V145H118ZM126 146H130V145H126ZM125 146V147H126ZM138 146H140V145H138ZM155 146V145H154ZM154 146L152 145V147L151 148H154ZM162 146V145H161ZM168 146H170V145H168ZM168 146H164V147H166V149L169 151L170 149H168ZM183 146V147H184ZM188 146H186V147H188ZM193 146V145H192ZM196 146V145H195ZM221 146V145H220ZM219 146V147H220ZM225 146V145H224ZM232 146V145H231ZM238 146V145H237ZM132 147V146H131ZM142 147V146H141ZM158 147V146H157ZM177 147H178V145H177ZM199 147H200V145H199ZM198 147V148H199ZM207 146H205V148L204 149H207V150H205L206 151V153H207V151H208V147L206 148ZM212 147V146H211ZM215 146H214V144H213V148H214ZM217 147V146H216ZM218 147V148H219ZM222 147V146H221ZM229 147H230V144H229ZM235 147H236V144H235ZM241 147V146H240ZM245 147V146H244ZM247 147V146H246ZM133 148V147H132ZM135 148V147H134ZM140 148V147H139ZM163 148V147H162ZM172 148V147H171ZM173 148V149H174ZM181 148V147H180ZM179 147H178V150L180 149ZM201 148V149H200ZM199 149L200 150H202V146L200 147ZM226 148L228 149V146H226ZM234 148V147H233ZM238 148V147H237ZM243 148V147H242ZM124 149V148H123ZM131 149V148H130ZM150 149V148H149ZM155 149V148H154ZM172 149V150H173ZM191 149H194V148H192V147H190V151H191ZM210 149H212V148H210ZM209 149V151L208 152H210L211 150ZM215 149V151H217L216 150V148H214ZM214 149H213V151H214ZM221 149H223V147L221 148ZM221 149H219V151L221 150ZM136 150H138L139 151V149H135V151ZM146 150V149H145ZM157 150H161V149H156V151ZM165 150V149H164ZM175 150H176V152H177V149L175 148ZM184 151L186 150V148L185 149H183ZM195 150L196 151H194L195 153H197V154H199L200 153V151L198 152V150L196 149V147H195ZM224 150V149H223ZM245 150V149H244ZM141 151V150H140ZM139 151V152H140ZM143 151V150H142ZM152 151H154V150H152ZM152 151H150L151 153H153ZM167 151V153H166V150H165V152L162 150V152H164V154L163 155H168V153H170L169 154V157H170V155L172 154V152L173 151H171V152H168ZM182 151V150H181ZM183 151V152H184ZM187 151V150H186ZM212 151V152H213ZM234 151V150H233ZM235 151L237 152V149H235ZM239 151V150H238ZM242 151V150H241ZM241 151H239V152H241ZM131 152V151H130ZM133 152H134V150H133ZM146 152V151H145ZM144 152V153H145ZM148 152V151H147ZM159 152V151H158ZM156 153V154H154V156L155 157H158L157 155L161 152H159V153ZM187 152H189V151H187ZM192 152V154H194V155H196L195 153H193V151H191ZM142 153V152H141ZM150 153V154H151ZM154 153H155V151H154ZM179 153H182V152H179ZM178 152L177 153H175V158H176V160L178 159L179 161L181 160V164L178 166V164H177V166H178V170H177V166H176V163L174 162L173 163V161L171 162V163H173L174 164V167H175V169H176V172H177V174L180 176L181 174H183L184 173V171H185V168H190V166L189 167H186V166H184L185 165V163H182V162H185L184 160H186V161H188L189 159L191 160V158H189L187 155L185 156V157H188V160L187 159H185V158H183L184 160L182 161V159H179V157H180V155H182V154H179ZM185 153V152H184ZM203 153H204V151H203ZM235 153V152H234ZM234 153H232L233 155H234ZM243 153V152H242ZM245 155H246V161L244 162V164L242 165V168H240V170L239 171H237V175H236V178H235V185L234 186H238L239 188H240V190H242L241 192L242 193H238V194H236V198L235 197H232V198H235L234 200H235V202H238V203H247V202H250L251 203V205H253V204H256L255 206H252V207H249L248 208V210H247V215H245V218H244V220H239V218L237 219V225L236 226H234L233 227V229H234V231H233V233H231V231L233 230H231L230 229V234H235V236L233 235V238H232V236H230L233 240H234V243L233 244H235L233 247H235V249H234V252H235V254L233 253V255H234V257H232L231 259H230V263L229 264H258L259 262H260V260H258L257 259V256H256V252H259L260 250H263L264 249V243H263V245L261 244V243H259L258 244V247H255L254 246V244H255V242H254V244H253V242H252V239L251 238H254V237H256V236H258V235H260V236H264V145H258V146H252V147H250V148H247L246 149V151H245ZM134 154H137V151H136V153L134 152ZM134 154H133V156L131 155V158L132 157H134ZM148 154H149V152H148ZM147 154V155H148ZM173 154H174V152H173ZM187 154V153H186ZM189 154V153H188ZM201 154H202V152L200 153V155H196L195 157L197 158V156H201ZM209 154V153H208ZM211 154V153H210ZM214 154H215V152H214ZM213 154V155H214ZM218 154H220V153H218ZM235 154H237V153H235ZM146 155V154H145ZM153 155V154H152ZM189 155H191V154H189ZM212 155V156H213ZM221 155V154H220ZM233 155H231V156H233ZM244 155V154H243ZM141 156V155H140ZM140 156H138V157H140ZM142 156H144V155H142ZM160 156V155H159ZM162 156V155H161ZM160 156V157H161ZM172 156V155H171ZM191 156H193V155H191ZM204 156H207L206 154L204 155ZM210 156V155H209ZM212 156H211V158H212ZM214 156H216V155H214ZM230 156V155H229ZM228 156V157H229ZM237 157L239 156L241 159H243L242 158V156H240V155H236ZM135 157H136V155H135ZM144 157H147L148 158V156H144ZM174 157V156H173ZM208 157V156H207ZM218 157V156H217ZM225 157V156H224ZM223 157V158H224ZM93 159V161L91 162V163H89V164H87V161L89 160V159ZM129 158V159H128ZM141 158V157H140ZM149 158H153L154 159V157H149ZM148 158V159H149ZM167 158H168V156H167ZM180 158H182V157H180ZM193 158L194 157H192V160H193ZM195 158V159H196ZM205 158V157H204ZM203 158V159H204ZM231 158V157H230ZM230 158H229V162H230ZM233 158V157H232ZM240 158H238V159H240ZM245 158V157H244ZM2 159V160H1ZM137 159V158H136ZM135 159V160H136ZM169 159H171V158H169ZM197 159H202V156H201V158H197ZM206 159H208V158H206ZM206 159L205 160H201L203 163H206V162H204V161H206ZM216 159V158H215ZM236 159V158H235ZM134 160V159H133ZM140 160H142V158L140 159ZM145 160H146V158H145ZM165 160V159H164ZM171 160H175V159H171ZM175 160V161H176ZM177 160V161H178ZM211 160H214L213 158L211 159ZM223 160H226V159H223ZM136 161H138V159L136 160ZM144 160H142V162H143ZM157 161V160H156ZM165 161H167V159L165 160ZM170 161V160H169ZM179 161H178V163H179ZM193 161H195V160H193ZM193 161H191V162H193ZM197 161L198 160H196V163H197ZM209 161H210V159H209ZM215 161V160H214ZM221 161V160H220ZM227 161V160H226ZM231 161H233V162H235L233 159L231 160ZM237 161V160H236ZM240 161V160H239ZM90 162V161H89ZM149 162V161H148ZM148 162H146V163H148ZM151 162V161H150ZM154 162V161H153ZM168 162V161H167ZM188 162H190V161H188ZM188 162H186V163H188ZM190 162V163H191ZM233 162H232V167H233ZM238 162V161H237ZM136 163V162H135ZM138 163H139V161H138ZM138 163H137V165H138ZM158 163V161L157 162H155V164H157ZM170 163V164H171ZM190 163H188V164H186V165H190ZM195 162H193L192 164H194ZM195 163V164H196ZM198 163H199V161H198ZM201 163V162H200ZM202 163V166L204 165V166H206L207 164H203ZM208 163V162H207ZM212 163H213V161H212ZM218 163H219V160H218ZM221 163V162H220ZM220 163H219V165H220ZM240 163V162H239ZM239 163H236L237 165L239 164ZM130 164V165H131ZM149 164V163H148ZM154 164V163H153ZM152 164V165H153ZM158 164H160V161H159V163ZM161 164H162V162H161ZM160 164V165H161ZM164 164V163H163ZM165 164H166V162H165ZM172 164V165H173ZM184 164V165H183ZM194 164V165H195ZM209 165H211L210 163H208ZM217 164V163H216ZM136 165V166H137ZM144 165V164H143ZM142 165V166H143ZM172 165H170V166H168V168H171L172 167ZM236 165V166H237ZM136 166H135V168H136ZM145 167H147L146 165H144ZM150 166V165H149ZM149 166H148V168H149ZM155 167H156V165H154ZM193 166V165H192ZM191 166V167H192ZM197 166L199 167V164L198 165H196V167L195 168H197ZM208 166V165H207ZM215 166V165H214ZM221 166H223L224 167V165L222 164ZM235 165H234V167L235 168H237ZM154 167V168H155ZM174 167H173V169H174ZM216 167V166H215ZM232 167H230L231 169H232ZM139 168H141V167H139ZM153 168V169H154ZM167 167H165V169H166ZM193 168H194V166H193ZM194 168V169H195ZM208 168H210V166H208ZM211 168H213V167H211ZM145 169H147V168H145ZM152 169V168H151ZM150 169V170H151ZM152 169V170H153ZM156 169H158V168H156ZM156 169H154V170H156ZM163 169H164V167H163ZM187 169V171H188V173H190V171ZM191 169V168H190ZM199 169H201L200 167H199ZM228 169V168H227ZM139 170V169H138ZM143 170V169H142ZM150 170H146V171H149V172H151ZM160 170H162V166H161V169ZM170 170H172V169H170ZM169 170V171H170ZM196 170V169H195ZM197 170H198V168H197ZM202 170V169H201ZM204 170V169H203ZM205 170H207L206 168H205ZM221 170V169H220ZM132 171H133V168H132ZM131 171V172H132ZM136 171H137V169H136ZM140 171V170H139ZM146 171H144L145 172V174H146ZM159 170H157V172H158ZM168 171V172H169ZM193 171V170H192ZM191 171V172H192ZM217 171V169L216 170H214V172H216ZM226 172H227V170H225ZM231 171V170H230ZM229 171V172H230ZM235 170H233L232 172H234ZM157 172H155V173H157ZM160 172V171H159ZM167 170L165 171V173H166V176H167ZM172 172V171H171ZM170 172V173H171ZM175 172V171H174ZM186 172V171H185ZM197 173H198V171H196ZM201 172V171H200ZM202 172H205V171H202ZM210 172V171H209ZM211 172H212V169H211ZM218 172V171H217ZM236 172V171H235ZM235 172H234V174H235ZM133 173V172H132ZM141 173V172H140ZM153 173H154V171H153ZM154 173V174H155ZM162 173V172H161ZM163 173H164V171H163ZM162 173V176L164 175ZM188 173H184V177H185V179H186V176L185 175H187ZM195 173V172H194ZM194 173H192L191 175H190V177L194 174ZM196 173V174H197ZM221 173V172H220ZM219 173V174H220ZM224 172H222V174H223ZM76 174V175H77ZM83 174V175H84ZM138 174H139V172H138ZM150 174V176H151V174H152V172L151 173H149ZM172 174H173V172H172ZM177 174L175 173V175L176 176H174L173 177V175H169V176H172L173 178H177ZM195 174V175H196ZM201 174V173H200ZM204 174V173H203ZM213 174V173H212ZM214 174H216L215 176H217L218 174L217 173H214ZM214 174L212 175V176H214ZM222 174H220V176H219V178L220 177H222L221 175ZM225 174H227V173H225ZM229 174H231V172L229 173ZM131 175V177L133 176L132 174H130ZM130 175H129V179H130ZM158 175V174H157ZM159 175H160V173H159ZM197 175H199V174H197ZM197 175H196V177H197ZM205 175H207V171L205 172ZM232 175V174H231ZM48 176H49V178H48ZM71 176V175H70ZM78 176V177H79ZM137 176V175H136ZM135 176V177H136ZM138 176H141V175H138ZM137 176V177H138ZM145 176V175H144ZM146 176H149V175H146ZM145 176V177H146ZM149 176V177H150ZM156 176V175H155ZM181 176H183V175H181ZM180 176V177H181ZM203 176V175H202ZM201 176V177H202ZM210 176V178H212L211 177V175H208V177ZM213 177V179L211 180V179H208L207 178V176H206V179H204L205 178V176H203L202 178L204 179V180H208L207 182H211V181H215V179L214 178H216V177ZM230 176V175H229ZM234 176V175H233ZM66 177V176H65ZM64 177V178H65ZM72 177V176H71ZM76 177V176H75ZM104 177H108L109 178V181H107L106 183H103V181L104 180H102ZM142 177V176H141ZM152 177V176H151ZM154 177V176H153ZM157 177H159L160 178V176H157ZM164 177V176H163ZM163 177L161 178V179H163ZM180 177H179V179H180ZM188 177H189V174H188V176H187V181H188ZM196 177H194V178H196ZM225 177V176H224ZM235 177V176H234ZM70 178V177H69ZM68 178V179H69ZM139 178V177H138ZM148 178V177H147ZM146 178V179H147ZM155 178V177H154ZM170 178V177H169ZM169 178H167V179H169ZM175 178V181L178 179H176ZM183 178V177H182ZM181 178V179H182ZM198 178H199V176H198ZM197 178V179H198ZM219 178H217V179H219ZM227 178H229L228 176H227ZM227 178H225V179H227ZM75 179V178H74ZM78 179H80L81 180V185H82V179H83V177H82V175H81V177L80 178H78ZM77 179V180H78ZM145 179V178H144ZM149 179V178H148ZM156 179V178H155ZM158 179V178H157ZM156 179V180H157ZM164 179H166L165 177H164ZM163 179V180H164ZM166 179V180H167ZM181 179H180V181H181ZM197 179H196V181H194L193 183H192V180H191V183H189V181H188V188L187 189H183L180 193H179V197L180 196H182L183 198H186L185 199V201H175L174 199V201H172V202H170V200H169V204L167 205H163L162 204V206H160V207H155L156 209H154V210H151V211H149L150 213V215L151 214H154L152 217L151 216H148L147 214H146V210L145 209H142V210H140V209H138V208H136V209H134V206H132V208L134 209V210H130V208L129 209H127V210H125V212L124 213H122V217H121V223H119V221H120V219H118L117 218V220H119V221H117V223H119V224H121L120 226L117 224V223H115V224H117L118 225V228L115 230L117 233H116V237H114L115 238V240H114V242H113V244H110L111 245V247L110 246H107V248H106V250L108 251V254L109 253H111V254H109V257H111V255H112V257H114L115 255H116V253H115V251H113V249H115L116 247H117V244L120 242V241H122L123 240V243L126 245V248L128 249H126L125 248V250H124V248H120L121 249V251H125V253L126 254H130V253H133L134 254V252H135V247L137 246L139 249L138 250H136V253L139 251V253H140V255L142 256V257H145V258H152L153 260H152V263L153 264H206V261H208V263H212V261H213V259H215V255H214V253L213 252H211V243H212V241H210V240H206V239H204L203 238V236L201 235V230L203 229V227L204 228H212L211 227V225L212 224H214V222H216V225H217V216H215V214L213 213V211H214V207H213V211L212 212H210L211 211V209H209V207H211L212 208V206L211 205H213V203L212 204H209L208 205V208H207V206H205V201H204V196L202 197H200V194L202 193V191H201V189H200V184H199V186H198V183H197ZM224 179V178H223ZM131 180V179H130ZM133 180V179H132ZM156 180H153V182L155 183V181ZM162 180V181H163ZM170 180H172V183L174 182L173 181V179L172 178H170ZM200 180V179H199ZM202 180V179H201ZM234 180V179H233ZM232 180V181H233ZM67 181V180H66ZM136 181V180H135ZM138 181V180H137ZM158 181H159V179H158ZM165 181V180H164ZM179 181V180H178ZM178 181H176V182H178ZM179 181V182H180ZM185 181V180H184ZM214 181H213V185H215L216 186V184H214ZM217 181V180H216ZM227 181H228V179H227ZM231 180H230V178H229V182H230ZM231 181V184H233V182ZM71 182V181H70ZM126 182V181H125ZM127 182H128V180H127ZM146 182H147V180H146ZM150 182V184H151V181H149ZM148 182V183H149ZM152 182V183H153ZM166 182H168V181H166ZM182 182H183V179H182ZM186 182V181H185ZM203 181H201V183H202ZM229 182H227V183H229ZM61 183V184H60ZM68 183V182H67ZM66 182L64 183V184H67ZM129 183V182H128ZM139 183V182H138ZM143 183V186H145L144 185V182H142ZM158 183H160V181L158 182ZM172 183H168V184H170L169 186H167V187H170L171 186V184ZM200 183V182H199ZM224 184H226V182L224 181L223 182ZM71 184V183H70ZM78 184V187H76L75 188V190H74V192L73 193H71V195H72V198L74 199V201L75 200H77V198H78V202H79V197L78 196H80V194L83 192L82 190H83V186L82 187H80L79 186V183H74L73 182V185L72 186H76ZM131 184V183H130ZM140 184H141V181H140ZM161 184H163V183H161ZM160 184V185H161ZM167 184V183H166ZM167 184V185H168ZM174 184H175V182H174ZM174 184L171 186L172 188H174ZM181 184H184V182L183 183H178L177 185H178V187H176V188H179V185L181 186ZM186 184H187V182H186ZM203 184H206L205 182H203ZM209 184V183H208ZM84 185V184H83ZM123 185H124V182H123ZM123 185H121L122 186V188H124V189H126L125 187H123ZM128 185V184H127ZM126 185V186H127ZM133 185V184H132ZM136 185V184H135ZM147 185V184H146ZM155 185H157L156 187L158 188V185L159 184H155ZM155 185H153V186H155ZM185 185V184H184ZM202 185V184H201ZM223 185V184H222ZM230 185V184H229ZM70 186V185H69ZM107 187V188H104V187ZM121 186H120V188H121ZM130 186V185H129ZM129 186H128V188H129ZM134 186V185H133ZM151 186V185H150ZM152 186V187H153ZM165 186V185H164ZM208 186H210V185H208ZM220 186H221V184H220ZM226 186V185H225ZM224 185H223V187H225ZM230 186H232V185H230ZM234 186H232V187H234ZM119 187V186H118ZM136 186H134V188H135ZM137 187H139V185L137 186ZM136 187V188H137ZM147 188H146V190L148 189V188H150L149 187V185L148 186H146ZM151 187V188H152ZM155 187V188H156ZM182 187H183V185H182ZM185 187H186V185H185ZM202 187V186H201ZM212 187V186H211ZM211 187H207L208 189H209V191H210V189H211ZM238 187H237V190H238ZM65 188V187H64ZM69 188V187H68ZM81 188H82V190H81ZM121 188V189H122ZM127 188V189H128ZM131 188H133V187H131ZM150 188V189H151ZM163 189H164V187H162ZM219 188V187H218ZM226 188V187H225ZM228 188V187H227ZM65 189H67V188H65ZM70 189V188H69ZM85 189V188H84ZM110 189V188H109ZM113 189H115V188H113ZM112 189V190H113ZM124 189H122L123 190V192L125 191ZM140 189H141V187H140ZM152 189H154V188H152ZM151 189V190H152ZM165 189H167L166 188V186H165ZM170 190H171V188H169ZM175 189V188H174ZM180 189V188H179ZM178 189V190H179ZM182 189V188H181ZM203 189H206V187L205 188H203ZM213 189V188H212ZM214 189H216L215 191H217V188H214ZM214 189L213 190H211V192H209V193H211V195L212 194H214ZM220 189V188H219ZM219 189H218V193H219ZM231 189V188H230ZM230 189H227V190H230ZM234 189H235V187H234ZM233 189V190H234ZM62 190V191H61ZM68 190V189H67ZM119 190V189H118ZM128 190H131V189H128ZM128 190H127V194L129 195V193H128ZM134 190H136V189H134ZM142 190H143V188H142ZM149 190V189H148ZM186 190V191H185ZM223 190V189H222ZM224 190H226V189H224ZM232 190V189H231ZM85 192H86V190H84ZM87 191H89L88 189H87ZM116 191V193H117V190H115ZM155 191H157L158 192V190H155ZM160 191V190H159ZM162 191V190H161ZM164 191V190H163ZM162 191V192H163ZM235 191V190H234ZM69 192V191H68ZM72 192V191H71ZM119 192H121L120 190H119ZM123 192H121L122 194V197H123ZM130 192V191H129ZM134 192V191H133ZM138 192H139V194H140V191L138 190ZM137 192V193H138ZM142 192H144L145 193V191H142ZM152 192V191H151ZM162 192H160V193H162ZM166 192H168V191H166ZM170 192V191H169ZM172 192V191H171ZM176 192V191H175ZM179 192V191H178ZM205 193H203V195L205 194L206 195V193L208 192L207 191V189H206V191H204ZM222 192V191H221ZM220 192V193H221ZM229 191H227V193H228ZM144 193H143V195H144ZM153 193V192H152ZM152 193H150V195H151V197H153L152 195ZM208 193V195H209V201H210V194ZM219 193V194H220ZM236 193V191L234 192V194ZM86 193H84V195H85ZM111 194H113V192H111ZM136 194V193H135ZM147 194H149L148 193V191L146 192V195L145 196H147ZM156 194V193H155ZM166 194V193H165ZM176 194V193H175ZM218 194V196H220ZM223 194V193H222ZM226 194V193H225ZM83 195V196H84ZM89 195L90 194H88V197H89ZM127 195V196H128ZM132 196H134V193L133 194H131ZM137 195V194H136ZM136 195H135V197H136ZM150 195L148 196L149 198H150ZM160 195V194H159ZM167 196L169 195H171L170 193L169 194H166ZM172 195H173V193H172ZM178 195V194H177ZM216 195H217V193H216ZM227 195V194H226ZM226 195L224 196V197H226ZM230 195H232L231 193H230ZM87 196V195H86ZM85 196V198H87ZM108 196V199L106 198V200H105V197H107ZM113 197L114 196H116L115 195V193H114V195H112ZM117 196H120L118 193H117ZM155 196V195H154ZM166 196V197H167ZM207 196V195H206ZM233 196V195H232ZM235 196V195H234ZM122 197L120 198V200L122 199ZM124 197H125V193H124ZM137 197H138V195H137ZM139 197H141V196H139ZM138 197V198H139ZM159 197V196H158ZM173 197H174V195H173ZM172 197V198H173ZM178 197V196H177ZM221 197V196H220ZM223 197V198H224ZM228 197H230L229 195H228ZM132 198V197H131ZM134 198V197H133ZM171 198V199H172ZM201 198V199H200ZM222 198V197H221ZM222 198V199H223ZM80 199H81V197H80ZM90 199V198H89ZM88 199V200H89ZM92 199H93V197H92ZM113 199V198H112ZM115 199H116V197H115ZM143 199V198H142ZM151 200H152V198H150ZM154 199H155V197H154ZM158 198H156V200H157ZM170 199V198H169ZM176 199V198H175ZM178 199V198H177ZM206 199H207V197H206ZM214 199V198H213ZM217 200H218V198H216ZM226 199H228L227 197L225 198V202H227L226 201ZM57 200V199H56ZM58 200V201H59ZM71 200V199H70ZM84 200V199H83ZM86 200V199H85ZM96 200V199H95ZM117 200V199H116ZM115 200V201H116ZM131 200V199H130ZM129 200V202H131ZM137 200V199H136ZM139 201H141L140 199H138ZM138 200H137V202H138ZM148 200V199H147ZM167 200H168V198H167ZM183 200V199H182ZM208 200V199H207ZM212 200V199H211ZM220 200V199H219ZM230 200V199H229ZM60 201V202H61ZM93 201V200H92ZM97 201V200H96ZM118 201V200H117ZM144 201H146V198H145V200ZM158 201H159V199H158ZM161 201H162V198H161ZM216 200H214V202H215ZM224 201H221V202H224ZM231 201H233V199L231 200ZM72 202V201H71ZM83 202V201H82ZM99 202H100V200H99ZM128 202V203H129ZM149 202V201H148ZM151 202V201H150ZM155 202H157V201H155ZM154 202V203H155ZM160 202V201H159ZM167 202V201H166ZM220 202V203H221ZM229 202V201H228ZM228 202L226 203V204H228ZM59 203V202H58ZM65 203L67 204V202L65 201ZM75 204H76V202H74ZM74 203H73V206H74ZM86 203H87V200H86ZM89 204H90V201L88 202ZM101 203V202H100ZM113 203H115L114 201H113ZM133 203V202H132ZM131 203V204H132ZM136 203V202H135ZM142 203V202H141ZM152 203V202H151ZM79 204H80V202H79ZM85 204V203H84ZM89 204H85V206H87V205H89ZM94 204V203H93ZM108 204V203H107ZM140 204V203H139ZM173 205V207L175 208L174 210H173V212L174 211H176V213H177V210L179 211V210H181L180 208L183 206V212L181 213L180 212V214H181V216H180V218H176V216H177V214L175 213V214H173V212H172V214L170 213L169 214V212H168V214H167V208L169 209V205ZM206 204H207V202H206ZM215 204V203H214ZM218 204H219V202H218ZM223 204H225V203H223ZM234 204V203H233ZM236 204V203H235ZM58 205V204H57ZM60 205V204H59ZM97 205H99V204H96V208H97ZM116 205V204H115ZM130 205V203L128 204V205H126V208L128 207ZM133 205H134V203H133ZM138 205V204H137ZM150 205V204H149ZM156 205H157V203H156ZM242 204H240V206H241ZM249 205V204H248ZM109 206H110V204H109ZM140 206V205H139ZM145 206H147V205H145ZM158 206H159V204H158ZM214 206V205H213ZM226 206V205H225ZM230 206V205H229ZM243 206H245V205H243ZM77 207H79L78 205H77ZM83 207V206H82ZM100 207V209L102 208L101 206H99ZM135 207H136V204H135ZM143 207V206H142ZM150 207V206H149ZM220 207L222 208V204L220 205ZM220 207H216L217 209H219V212L221 211L220 210ZM74 208V207H73ZM86 208V207H85ZM116 208V207H115ZM117 208H119V207H117ZM124 208V207H123ZM153 208V207H152ZM152 208H148V209H152ZM215 208V209H216ZM225 208V207H224ZM227 208V207H226ZM230 208V207H229ZM234 208V207H233ZM243 207L241 206V209H242ZM245 208V207H244ZM243 208V210H245ZM246 208H247V206H246ZM64 209V208H63ZM90 209H91V211L93 212L94 210H92V207H91V205H90ZM99 209V208H98ZM105 209V208H104ZM107 209H109V208H107ZM111 209V208H110ZM120 209V208H119ZM119 209H118V211H119ZM125 209V208H124ZM148 209H147V211H148ZM173 209V208H172ZM171 209V210H172ZM207 209V210H206ZM235 209V212L238 210V209H236V208H234ZM145 210V211H144ZM170 210V209H169ZM210 210V211H209ZM223 210V209H222ZM88 211V210H87ZM90 211V212H91ZM103 211V210H102ZM117 211V210H116ZM115 211V212H116ZM124 211V210H123ZM217 211V210H216ZM215 211V212H216ZM227 211V210H226ZM246 211V210H245ZM54 212V211H53ZM59 212H61V211H59ZM71 212V213H70ZM83 212H85V215H83V216H85L86 217V211H85V209H84V211ZM95 212V211H94ZM115 212H113V213H115ZM122 212V211H121ZM218 212V211H217ZM218 212V213H219ZM224 212V211H223ZM241 212V211H240ZM70 213V214H69ZM75 213V214H74ZM88 213H89V211H88ZM104 213H106V212H104ZM110 213H112V212H110ZM117 213V212H116ZM148 213V212H147ZM203 213V214H202ZM244 213V212H243ZM93 214V213H92ZM97 214V213H96ZM99 214H100V210H99ZM103 214V212L101 213V215ZM107 214H108V216H109V211L107 210ZM107 214H106V216H107ZM120 214V212L118 213V215ZM179 214V213H178ZM231 214V213H230ZM239 214V213H238ZM40 215V216H39ZM90 215V214H89ZM104 215V214H103ZM102 215V216H103ZM113 215V214H112ZM111 215V216H112ZM176 215V216H175ZM217 215V214H216ZM219 215H221V214H218V219H219ZM223 215H225V213L223 214ZM222 215V216H223ZM226 215H228L227 214V212H226ZM237 215V214H236ZM79 216V217H78ZM221 216V217H222ZM231 216V219H232V215H230ZM230 216H228L229 218H230ZM40 217V218H39ZM78 217V218H77ZM89 217V216H88ZM88 217H86V222H87V218ZM95 217V216H94ZM96 217H98V215H96ZM150 217V218H149ZM225 217L226 216H224V220H225ZM116 218V217H115ZM236 218V217H235ZM257 218H259V220H260V225H259V228H258V223L259 222H257V225L255 224L256 223V220H257ZM40 219V220H39ZM81 219V218H80ZM89 219H91V216L89 217ZM93 219H95V218H93ZM107 219H109V218H107ZM106 219V220H107ZM115 222H116V219H114V218H112ZM111 219V220H112ZM228 219V218H227ZM231 219L229 220L230 221V223H231ZM40 221V223H38L37 221ZM92 220V219H91ZM99 219H97V221H98ZM125 220L127 221V224L125 223ZM232 220H234V219H232ZM100 221V220H99ZM102 221H104V219L102 220ZM101 221V222H102ZM221 221V220H220ZM220 221H219V223H220ZM228 221V220H227ZM235 221V220H234ZM26 222H28L29 223V228H30V224H33V226H31V231H30V234H28V236H26L27 234H25L26 233V229H25V223ZM61 222V221H60ZM67 222H68V220H67ZM105 222V224H104V226H106V221H104ZM28 223H26V224H28ZM88 223V222H87ZM108 221H107V225H108ZM114 223V222H113ZM113 223H112V225H113ZM222 223V222H221ZM225 223H226V220H225ZM234 222H232V224H233ZM68 224V223H67ZM85 224V223H84ZM93 224H94V222H93ZM224 224V223H223ZM222 224V225H223ZM57 225L59 226V223H57ZM69 225V224H68ZM97 225H99V224H97ZM102 225V224H101ZM101 225H99V226H101ZM117 225H116V227H117ZM220 225V224H219ZM230 225V224H229ZM234 225H235V223H234ZM92 226V225H91ZM93 226H95V225H93ZM114 226V225H113ZM214 226H215V224H214ZM227 226H228V224H227ZM230 226H233V225H230ZM230 226H229V228H230ZM249 226V228L251 229L249 232H248V230L246 231V229H245V227L247 228ZM62 227V226H61ZM97 227V226H96ZM101 227H103V226H101ZM78 228V227H77ZM84 228H85V225H84ZM90 228L91 227H89L88 229H89V231H90ZM105 228V227H104ZM109 228V227H108ZM113 228V227H112ZM112 228H111V233H112ZM215 228V227H214ZM60 229V228H59ZM68 229V228H67ZM213 229V228H212ZM219 230H220V227L218 228ZM218 229H217V231H218ZM224 229H225V225H224ZM224 229H223V232L222 233H224V237H225V233L226 232H224ZM57 230V229H56ZM65 230V229H64ZM86 230V229H85ZM95 230H97L96 228H95ZM101 230V229H100ZM204 230V229H203ZM206 231L207 230H209V229H205ZM215 230H216V228H215ZM227 230V229H226ZM75 231H77V230H75ZM99 231V230H98ZM104 231V230H103ZM106 232H107V230H105ZM220 231H222V229L220 230ZM228 231H229V229H228ZM227 231V232H228ZM55 232V231H54ZM68 232H69V229H68ZM78 232V231H77ZM87 232H88V230H87ZM205 232V231H204ZM213 232V231H212ZM212 232H211V234H212ZM216 232V231H215ZM219 232V231H218ZM245 232H247V234H250V237H248L247 236V234H246V236H245ZM53 233V232H52ZM56 233V232H55ZM55 233H53V234H55ZM83 233H84V231H83ZM85 233H86V231H85ZM84 233V234H85ZM115 233V232H114ZM206 233V232H205ZM204 233V234H205ZM217 233V232H216ZM221 233V232H220ZM219 233V234H220ZM52 234V235H53ZM59 234V233H58ZM57 234V235H58ZM65 234V233H64ZM72 234V233H71ZM100 234L101 233H99V234H96L95 233V235L97 236H100ZM206 234H208V233H206ZM210 234V235H211ZM51 235V236H52ZM73 235H74V233H73ZM72 235V236H73ZM78 235V234H77ZM89 235V234H88ZM94 235V236H95ZM102 236H103V233L101 234ZM105 235V234H104ZM108 235V234H107ZM227 235V234H226ZM85 236H86V234H85ZM95 236V238L93 239V248H95V250L94 249H92L91 250V252L93 251L94 252V254H97L96 256H98L99 258H97L96 260H97V263H98V261H100V258L102 257V256H104L105 257V260L107 259V254L105 253V251H103L102 249H101V247L99 246V244H98V242H99V240L101 239H99V238H97ZM207 236V235H206ZM218 236V234H215V235H211L210 237L211 238H213V239H211L210 237H209V239H211V240H213L214 241V239H216V237ZM220 236V238H219V241H220V239H221V236H222V234H220L219 235ZM46 237V236H45ZM66 236L64 235V238H65ZM90 237H93V235H91V233H90ZM208 237V236H207ZM259 237V236H258ZM55 238V237H54ZM59 238H60V236H59ZM59 238H57V239H59ZM69 238H71V236L69 237ZM68 238V239H69ZM78 238H80L79 236H78ZM82 238H84L83 236H82ZM104 239H105V237H103ZM102 238V242H103V239ZM110 238V237H109ZM112 238V237H111ZM226 238H227V236H226ZM250 238V239H249ZM261 238H263L264 239V237H261ZM49 239H50V237H49ZM68 239H67V241H68ZM76 239V238H75ZM87 239H88V237H87ZM225 239V238H224ZM232 239L230 240V243L232 242ZM46 240H48L47 239V237H46ZM56 240V239H55ZM64 240V239H63ZM77 240V239H76ZM98 240V241H97ZM188 240V241H187ZM222 240H223V238H222ZM226 240V239H225ZM228 240H229V238H228ZM258 240V239H257ZM256 240V241H257ZM262 240V239H261ZM45 241V240H44ZM66 240H64V242H65ZM71 241H72V239H71ZM70 241V242H71ZM79 241V240H78ZM96 241H97V244H96ZM106 241H108V238L106 239ZM106 241H104V242H106ZM189 242L188 244H186V245H184V242ZM218 241V240H217ZM253 241H255V240H253ZM259 241V240H258ZM263 241V240H262ZM47 242V241H46ZM50 242V244L49 245H51V241H49ZM48 242V243H49ZM61 242H62V237H61ZM69 242V241H68ZM68 242H67V245L69 246V244H68ZM82 242V241H81ZM89 242H92L91 240L89 241ZM110 242V241H109ZM186 242V243H187ZM194 242V243H193ZM215 242H216V240H215ZM214 242V243H215ZM222 242V241H221ZM42 243V242H41ZM52 243H53V241H52ZM58 243V242H57ZM79 243L80 242H78V247H79ZM83 243V242H82ZM86 243V242H85ZM85 243H84V247H85ZM111 243H112V241H111ZM122 243V242H121ZM208 243L210 244L209 245V247H208ZM224 243V242H223ZM257 243V242H256ZM47 244V243H46ZM60 244V243H59ZM73 244V243H72ZM102 243H100V245H101ZM109 244V243H108ZM107 243H106V245H108ZM124 244L122 245V246H124ZM44 245V244H43ZM43 245H41L42 247H40L39 248V245H37L38 247L36 248V249H40L39 251H42V250H44V249H42L43 248ZM48 245V246H49ZM53 245V244H52ZM51 245V246H52ZM58 245V244H57ZM56 245V246H57ZM63 245V244H62ZM67 245L66 244H64V246H66L67 247ZM98 245V246H97ZM105 245V244H104ZM216 244H214V246H215ZM218 245V247H220V245L219 244H217ZM230 245V244H229ZM46 246V245H45ZM61 246V245H60ZM60 246H57V247H59L60 248ZM82 246V245H81ZM92 246V245H91ZM119 246V245H118ZM214 246H213V248H214ZM72 246H69V248L71 249V250H73V248L75 247L74 245H73V248H71ZM89 247H90V245H89ZM104 247V246H103ZM102 247V248H103ZM120 247V246H119ZM218 247L217 246H215V249L217 248L218 249ZM231 247V246H230ZM46 248V247H45ZM54 248V247H53ZM53 248H50V246H49V249H53ZM56 248V247H55ZM54 248V249H55ZM62 248V247H61ZM64 248V247H63ZM80 248V247H79ZM82 248H83V246H82ZM223 247H221V249H222ZM225 248H227V247H225ZM26 249V250H27ZM34 249H35V247H34ZM35 249V250H36ZM48 249V248H47ZM46 249V250H47ZM54 249H53V252H54ZM68 249V248H67ZM69 249V250H70ZM78 248H76V250H77ZM81 249V248H80ZM228 249H229V247H228ZM25 250V251H26ZM29 250V249H28ZM27 250V251H28ZM33 250V249H32ZM68 250V251H69ZM83 250V249H82ZM82 250H78L79 251V253H80V257L82 256H84L85 255V252L84 251H82ZM85 250V249H84ZM117 250H118V248H117ZM131 250V252H129ZM132 250H133V252H132ZM214 250V249H213ZM219 250V249H218ZM51 251V250H50ZM77 251V252H78ZM89 251V249L87 250V252ZM120 250H119V252H121ZM231 250L229 249V252H230ZM60 252V251H59ZM64 252V251H63ZM71 252H73V251H70V253ZM76 252V253H77ZM264 252V251H263ZM262 252V254H264ZM43 253H45V250L43 251ZM43 253L42 252H40L39 253V255L40 254H42L43 255ZM52 253V252H51ZM69 252H67V254H68ZM76 253H75V255H76ZM79 253H78V256H79ZM83 255H82V254ZM216 253V252H215ZM220 253V252H219ZM225 253V252H224ZM227 253V252H226ZM231 253V252H230ZM230 253H229V255H230ZM64 254V256H66L65 255V252L63 253ZM72 255H73V253H71ZM89 254H90V251H89ZM119 254V253H118ZM123 254H124V252H123ZM133 254H130L129 256L131 257ZM222 254H223V252H222ZM22 255V256H21ZM46 255V253L44 254V256ZM70 255V254H69ZM69 255H68V257H69ZM120 255V254H119ZM138 255V254H137ZM220 255V254H219ZM232 255V256H233ZM259 255H261V254H258V256ZM64 256L62 255L61 257H63L64 258ZM78 256H76V258L78 257ZM89 256H91V254L89 255ZM118 256V255H117ZM116 256V257H117ZM126 256V255H125ZM216 256H218V254L216 255ZM226 256V255H225ZM231 256V255H230ZM262 256V255H261ZM43 257V256H42ZM49 257H50V255H49ZM52 257H53V255H52ZM67 256L65 257V258H68ZM85 257V256H84ZM104 257H102V258H104ZM108 257V258H109ZM111 257V258H112ZM121 257L123 258L124 256H122V252H121ZM133 257V260H134V257L136 258V255L134 256H132ZM48 258V257H47ZM47 258H46V260H47ZM55 258H57V257H55ZM58 258H59V256H58ZM64 258V259H65ZM73 259H74V257H72ZM17 259V258H16ZM15 259V260H16ZM44 260H45V257L43 258ZM82 259V258H81ZM95 258H93V260H94ZM124 259H126L125 257H124ZM130 259V258H129ZM128 259V260H129ZM140 259V258H139ZM139 259H138V261H139ZM218 259V258H217ZM217 259L215 260L216 261V264H217ZM226 259V258H225ZM41 260V259H40ZM39 260V261H40ZM68 260V259H67ZM85 260H86V258H85ZM101 260H103V259H101ZM104 260V261H105ZM112 260V259H111ZM116 260V259H115ZM119 260H120V258H119ZM126 261V264H130L131 262H129V261ZM137 260V259H136ZM135 260V261H136ZM150 260V259H149ZM223 260L224 259H222V261H220L221 263L220 264H225L226 262H224L223 263ZM22 261V260H21ZM38 261V262H39ZM53 261H54V259H53ZM107 261H109L110 262V260H107ZM104 262L105 264H109V262ZM125 261H123L122 263L123 264H125ZM134 261V262H135ZM138 261H137V263H138ZM227 261H228V259H227ZM259 261V262H258ZM41 262V261H40ZM44 262V261H43ZM42 262V264H44ZM46 262H48V261H46ZM55 262H56V260H55ZM101 262V261H100ZM112 262H113V260H112ZM112 262H110L111 264H112ZM118 262V261H117ZM262 262V261H261ZM50 263H51V259H50ZM61 263V262H60ZM78 263V262H77ZM79 263H80V260H79ZM78 263V264H79ZM83 263H84V261H83ZM82 263V261H81V263L80 264H83ZM103 263V262H102ZM136 262H135V264H137ZM207 263V264H208ZM210 263V264H211ZM37 264V263H36ZM40 264V263H39ZM54 264V263H53ZM62 264H64V262H62ZM66 264V263H65ZM68 264H69V262H68ZM73 264V263H72ZM74 264H76V263H74ZM85 264V263H84ZM113 264H115V263H113ZM119 264V263H118ZM134 264V263H133ZM147 264V263H146ZM218 264H219V262H218ZM227 264V263H226ZM262 264H264V262H262Z\"/></svg>",
	"mask_w": 264,
	"mask_h": 264
},
{
	"label": "rangeland",
	"instance_id": "374dc122",
	"mask_svg": "<svg viewBox=\"0 0 264 264\" xmlns=\"http://www.w3.org/2000/svg\"><path fill=\"white\" fill-rule=\"evenodd\" d=\"M103 1H104V0H98V4L96 3V5H99V3L103 2ZM107 2H108V4H109V6H110L111 4H112V5H111L110 7L107 6V10H106V11H107V12L109 11L108 13H110V15H111V14L113 13V11H114L115 13L112 14L111 17L113 18V16H114L113 20L116 19V21H117L118 23L121 22V20H119V19H121V18L124 17V18L122 19V22H121L120 24H118V23H116L115 20H114V21H115V22H114V21L112 20V18H110V15H107V17H108L109 19H108V21L105 23L106 25L103 24V25H101V27H100V25H98V26H99V29H100V28H101V29H100V30L97 29L98 27H97V28H94L93 32L90 31V30H92V29H89V30L87 31V33L89 32L87 35H89V34L91 35V34H94V33L96 32V35H95V34H94V35H91V36L89 35V37H92V36H93V37H92V39H93V38H100V36H101V39H99V41H100L101 43H103V42H104V43L101 44V45H99V46H100V48L102 47L104 50H107V49L109 48V51H110V49H112V44H111V43H112V42H116V43H114L115 51H116V47H117V50H118V49H119V46H120L121 43H123V41H124L123 33H122V32H123V29H124L123 27L125 26L124 23H126V21H128V25H129V24H132V25H130V28H129V31H128V32L130 33V29H132V26H133V31L131 30V33H132L131 35H133V37L131 36V38H128V36L130 37V34L127 32V37H125V38L128 40V42L131 41V40L134 41L135 44H136L137 46L139 45L138 43H140V45H141L143 42H145V44L143 43L141 46L139 45L140 48H141V50H142L143 52H146L147 47H149L150 45H152L156 40H157V41L159 40V37H160V36H159L158 38H155V37H157V36L160 35V34H158V35H153V34H151V33H152L151 30H152V28H153L156 24L158 25V24L160 23L159 20H161V18H162V14H163V18H164V19H169V18H170V19H174V20H183V19H186V18L192 17L193 15H194V16H204V15H206V16H208V15H209V16H214L215 14H217V12H218L221 8L224 7L223 5L227 4V1H226V0H127V1H126V0H122V3H125V2H126V3H128V4H129V3L132 4V5L129 7V9H130V8H131V9L128 10V5L125 3V7H124V6H123L124 4L120 3L121 0H119V1H118V0H113V1H112V0L108 1V0H107ZM117 2H118V6H119V7H118L117 4H116ZM214 3H216V4H214ZM120 4H121V5H120ZM130 4H129V5H130ZM222 4H223V5H222ZM113 5H115L114 8L112 7ZM133 5H135V6H133ZM200 5H201V6H200ZM211 5H212L214 8H213ZM216 5H217V6H216ZM126 6H127V7H126ZM194 6H195V7H194ZM198 6H199V7H198ZM205 6H206V8H205ZM215 6H216V7H215ZM218 6H219V7H218ZM122 7H123V8H122ZM132 7H135V9H138V11H134V9H133ZM193 7H194V8H193ZM117 8H118V9H117ZM126 8H127V9H126ZM200 8H201V9H200ZM209 8H210V9H209ZM215 8H216V9H215ZM108 9H110V10H108ZM111 9H113V10H111ZM148 9H149V10L151 9V14L148 13V11H149ZM218 9H219V10H218ZM115 10H116V11H115ZM117 10H118V11H117ZM123 10H125V11L123 12L125 15L121 12V11H123ZM131 10H133V11L131 12ZM146 10H147V11H146ZM210 10H211V11H210ZM214 10H215V11H214ZM217 10H218V11H217ZM111 11H112V13H111ZM127 11H129V12L127 13ZM203 11H206V13L203 12ZM125 12H126V13H125ZM133 12H135V13H133ZM149 12H150V11H149ZM208 12H211V13H208ZM214 12H215V13H214ZM119 13H120V14H119ZM130 13H131V14H130ZM144 13H145V14H144ZM146 13H147V15H146ZM153 13H156L157 16H156L155 14H153ZM200 13H201V14H200ZM56 14H57V13H54V14L52 13V15H53L54 17L56 16ZM106 14H107V13H106ZM115 14H118V15H115ZM148 14H149V15H148ZM170 14H171V15H170ZM172 14H173V15H172ZM178 14H179V15H178ZM192 14H193V15H192ZM198 14H199V15H198ZM211 14H212V15H211ZM119 15H120V16L122 15V16L120 17ZM131 15H132V16H131ZM133 15H134L135 17H137V20H138L139 17H141V20H140V18H139V20H138L139 23L135 20V18H134ZM144 15H145V16H144ZM152 15H153V16H152ZM158 15H159V16H158ZM164 15H165V16H164ZM186 15H187V17H186ZM129 16H131L130 19H132V20H128V19H129V18H128ZM149 16H150V17H149ZM175 16H176V17H175ZM177 16H178V17H177ZM119 17H120V18H119ZM132 17H133V18H132ZM155 17H156V20H155ZM157 17H158V18H157ZM167 17H168V18H167ZM174 17H175V18H174ZM183 17H185V18H183ZM95 18H96V17H95ZM117 18H118V19H117ZM143 18H145V19L143 20ZM147 18H148V20H146ZM149 18L151 19V22H150ZM152 18H153L154 21L152 20ZM105 19H106V16H105ZM94 20H96V19H94ZM111 20H112L113 22H111ZM118 20H119V21H118ZM145 20H146V21H145ZM130 21H131V22H130ZM133 21H134V22H133ZM141 21H143V22L141 23ZM157 21H158V22H157ZM129 22H130V23H129ZM149 22H150V24H151V23L154 24L153 27H152V24L149 25ZM154 22H155V23H154ZM156 22H157V23H156ZM108 23H109V24H108ZM112 23H114V24H112ZM115 23H116V24H115ZM136 23H138L139 25L136 24ZM140 23H141V24H140ZM143 23H144V24H143ZM145 23H146V24H145ZM110 24L115 25V26H117V27L112 26V25H110ZM126 24H127V23H126ZM133 24H134V25H133ZM104 25H105L106 27H105ZM120 25L123 26V27H122V30H121V28H120V27H121ZM135 25H136V26H135ZM145 25H146V26H145ZM148 25H149V26H148ZM96 26H97V25H96ZM110 26H112V28H111ZM118 26H120V27H118ZM137 26H138V27H137ZM147 26H148V27H147ZM102 27H103L104 29H106L105 32H104V34H101V33H103V31H104V30L102 29ZM109 27H110V29H109ZM139 27H141V28H139ZM107 28L109 29V31L107 30ZM117 28H119V29H117ZM136 28H137V30H138V28H139L138 33H137ZM144 28H145V30H143ZM146 28H147V29H150V31H148ZM111 29H113V31L119 30L121 33L116 31L117 33L114 32V33H115V34H114L113 32H111V31H112ZM96 30H97V31H96ZM110 30H111V31H110ZM49 31H50V30H49ZM107 31H108V32H107ZM134 31H135V32H134ZM143 31H144V32H143ZM41 32L43 33V30H42ZM41 32H36V33H35L36 35H35V34H32V36L29 35V36L27 37L28 39H30V42H32L31 39L33 40V43H32V44H33V47H34V48H33V47H30V46H32V44L29 43V40L26 42V40L23 39L22 36L18 39L19 41H16V43H20V41L23 39L21 42L23 43V45L25 44L24 46H26V50H27V52L30 51L31 53H29V52H28V53H25V54H24V53H21V57H20V56H19V57H20V58L25 57V58H27V60L31 57L30 60H29L30 63H28V61L26 60L27 62H25V66H24V63L22 64L23 66H21V64H20V63H21V61H20L21 59L19 60V58H18L19 61L16 60L17 63H14V64H13V62H11V61H15V59H12L14 55H13V54H10L9 49L6 51L5 59L2 61L3 64H4V66L6 65L5 69H4V67H3L2 62L0 61V68H1V70H2V71L0 70V88H1V89H0V93L2 94V95L0 94V99H1V102H0V109H1L2 107L4 108L3 110L1 109V111H0V116H1V117H0V122L2 121V122L0 123V125H1L2 127H3V125L6 127V123H8L7 125H9V127H7V128L11 130V132H10V130H8V131L10 132V136H11L12 138L14 137L15 140H16V138H17L18 140L20 139L21 134H22V132L24 131L23 129L27 130V129L33 124V123H31V122L33 121V119H35V118H37V119L39 118V119H40V116H39V115H40L41 113H42V114H41V117H42L43 115H45V114H44V113H45V110H44V108H43L44 106H39V105H38V104H41V105L43 104V105H44V104L47 102L48 97H49V95H47V94L49 93V92H47L48 90H47L45 87H42V86H44V83H43V81L41 82V80H42V72H43V70H42V69H43V65L41 66V69H38V66L36 65L37 63H35V62L38 60V57H39L40 55H41V58H44V57H45L44 54L46 55V57H47L48 54H50V53H52V54H50V57H52L53 55H54V56H55V55H56V56L59 55V57H61V61H63L64 64H67V65H68V64L70 63V65H72V66H71V69H72V68L74 69V75H76V76H73L71 79H69V81L71 80L70 83L73 82V83L71 84L72 87L69 85L70 83H69V84L67 83V88L70 89V90H69L70 93H72L71 90H72V88H73V92H77V93H75L76 95L79 93L80 88H81V90H80V94H78V98H77L74 102H71L72 104L70 103V105H68L66 108L64 107V108L66 109V111H65L64 108H60V110L63 109V110L60 112L61 114H62V113H63V114H62V116H61V115H60V116H61V117H64V118L67 119V120H68V119L71 120V119H73V118H74L73 120H77V119H78L77 116H78V117L80 116V114L78 115V112L81 111V110H80V109H81L80 104H81V103L83 104L84 101L86 102L87 100L90 101L91 98L93 99L92 96L94 95V94H93L94 92H93V93L89 92V93H91V94H93V95H89V93L86 92V91H90V89H91V86H92V85H89L90 83H91V84L93 83V84H94L93 86H95V87L98 86L97 84L100 85V83H101V85L103 84L102 87L105 88V87H107L108 85H113V86H114L115 78L117 77V79H118V78L121 79V82H120V79H118V82L120 83V84H119L120 88H124V85H125L126 83H127V86H128L129 84L135 83L134 80H136V79L138 80V77H139V75H136V74H138V72L136 73V70L134 69V68H135L134 65L137 66L138 64H132L131 66H129V65L127 64L126 67H125V64L122 62L124 59L121 60L119 56L116 58V56H115L116 54H115V51H114V52H113V53H114V60H118V61H115V62H114V60H113V62H114L113 65H114L115 67L112 66V65H110V64H109V65H110L111 67H114V68H115V70L117 71V72L115 71L116 73H118L119 70L121 71V67H122V69L125 67L124 70H122L121 72L118 73V75L120 74V76H118L116 73H114V74L117 75V76L115 75L116 77H114V82H113V78L111 79V78L109 77V78H108L109 81H108L107 78H106V79L104 78V76L101 75L103 78H102L101 76H99L100 78H102L101 81H103L104 83L100 81V78H99V80H98V78H97L96 76H94V75H93V76H92V75H91V76L89 75V76H90V78H89L87 75H88V73H89L90 71H88V70L91 69L90 67L93 66V64L96 62V60L98 59V57L102 55L101 50L104 51L103 49H100L99 47H98L99 49L97 48V50H98L99 52L97 51L96 56H98V57H97V58L94 57L95 59H94V58H90L91 61L88 59V60H87V61L89 62V63H88V66H87L86 63H84L85 66H84V64H82V63H81L82 65H81V64L77 65L78 63H77V61L75 62V60H77L78 58H81V57H82V55H83L82 53H83V51L85 50V48L87 47L88 44H85V45H84L81 41H80V42H79V41H77V42H72L73 44H74V43H76V44L79 43V44H78V47L81 46L82 44L84 45V46H83V45L81 46L82 48L80 47V48L82 49V51H81V49L79 48L78 50H76V51L73 52V53H75V54H78V51H80V52H79V53H80L79 55H81V54H82V55L79 56V57H78V55H77V57H78V58H77V57H75L76 55H74V54L72 53V51L75 50V47L72 46L73 44H71V42H69L68 44H67V42H66L67 46H66V44L64 45V43L61 44V45H60V44H57L58 47L61 49V50H60V49L57 50L58 47H57L56 45H53V46H52L51 44H49V43H50V39H49V41H48V39H46V38H48V34L44 33L45 36H44V35L42 36V33H41ZM97 32H98V33H97ZM133 32H134V33H133ZM146 32H147V33H146ZM149 32H151V33H149ZM163 32H164V31H163ZM112 33H113V34H112ZM135 33H136V35H135ZM38 34H39V35H38ZM98 34H101V35H99V37H98V36H97ZM106 34H107V35L109 34V35L106 36ZM121 34H122V35H121ZM144 34H145V35H144ZM150 34H151L153 37H152ZM114 35H117V36L120 37V38L117 37L118 39L115 38V39H116V40H115V39H113V38L115 37ZM120 35H121L122 37H121ZM33 36H35L36 38H34ZM95 36H96V37H95ZM111 36H112V37H111ZM139 36H140V37L142 36L143 38H140ZM145 36H146V38H145ZM41 37H42V38H41ZM102 37H103V38H102ZM104 37H105V39H106L105 41H103V40H104ZM107 37H109V38L107 39ZM134 37H135V38H134ZM138 37H139V39H138ZM33 38H34V39H33ZM39 38H41V39H39ZM44 38H45V39H44ZM147 38L150 40V43H149V40H148ZM151 38H152V39L154 38V39L152 40ZM42 39H43V40H42ZM109 39H112V40H109ZM121 39H122V40H121ZM129 39H130V40H129ZM137 39H138V40H137ZM41 40L43 41V43H42ZM44 40H46L47 42L44 41ZM107 40H108V41H107ZM114 40H115V41H114ZM146 40H148V41H146ZM151 40H152V41H151ZM36 41H38V42L40 41L41 43H40V42L38 43V42H36ZM140 41H142V42H140ZM25 42H26L27 44H30L29 47H28V45H26ZM35 42H36V43H35ZM45 42H46V44H47V43L49 44V45H47V48H46V44H45ZM88 42H89V41H88ZM88 42H87V43H88ZM117 42H118V45H119V43H120L119 46L116 45ZM146 42H147V44H146ZM16 43H15V44H16ZM81 43H82V44H81ZM105 43H107V44H105ZM148 43H149V45H148ZM34 44H35V45H36V44H39L40 46L37 45V47H38L39 49L41 48V49H40L41 51L38 50V48H37ZM41 44H42V45H41ZM69 44H70L71 46H70ZM80 44H81V45H80ZM108 44H110L111 46L108 45ZM50 45H51V46H50ZM59 45H60V46H59ZM63 45H64V51L67 50V48L70 49V50H69V49L67 50L68 52L66 51L68 57L70 56L68 53H70V54H73V57H74L75 59H74L73 57L71 58V56H72V55H71L70 58L67 57V60H69V61H65L66 56L61 55V54L63 53V47L61 48V46H63ZM263 45H264V44H263ZM263 45L260 47V49H264V46H263ZM43 46H44V48H43ZM48 46H50V48H49ZM69 46H70L71 48H70ZM105 46H106V47L108 46V48H105ZM109 46H110V47H109ZM114 46H113V47H114ZM142 46H143V47H142ZM144 46H145V47H144ZM52 47H53V48H52ZM54 47H55L56 49H54ZM73 47H74V48H73ZM78 47H77V48H78ZM84 47H85V48H84ZM262 47H263V48H262ZM31 48H32V49H31ZM42 48H43V50H42ZM48 48H49V49H48ZM77 48H76V49H77ZM140 48H139V49H140ZM142 48H144V50H143ZM51 49H54L56 53L53 52ZM33 50H34V51H35V50H38L37 53H34L35 56L32 55V54H33V53H32ZM45 50H46V51H45ZM8 51H9V52H8ZM43 51H45V52H43ZM48 51H52V52L49 53ZM35 52H36V51H35ZM39 52H40V53H39ZM47 52H48V54H47ZM57 52H58V53L60 52V54H57ZM76 52H77V53H76ZM116 52H117V51H116ZM143 52H142V53H141V51L138 52L137 54H139V55H137V56L141 57L142 54H143ZM7 53H9L10 55L7 54ZM42 53H44V54H42ZM54 53H55V54H54ZM37 54H38V55H37ZM39 54H40V55H39ZM25 55H26L27 57H26ZM30 55H31V56H30ZM36 55H37V56H36ZM60 55H61V56H60ZM246 55H247V54H246ZM6 56H7V58H8L7 60H6ZM9 56H10V57H9ZM28 56H30V57H28ZM32 56H34V58H33ZM42 56H44V57H42ZM54 56H53V58L56 57V56H55V57H54ZM62 56H64V59H62ZM102 56H103V55H102ZM36 57H37V58H36ZM59 57H56V58H55V59H57V60H55V62H52L54 59H53L52 61H50V59H52V58H49L48 63H49L50 66L52 65L50 69H53V68H52L53 66L55 67V63L58 61V59L60 60ZM10 58H11L12 60H11ZM25 58H24V59H25ZM32 58H33V59H32ZM82 58H83V57H82ZM115 58H116V59H115ZM31 59H32V60H31ZM70 59H72L73 61H72V60L70 61ZM92 59H93L94 63H93ZM34 60H35V61H34ZM120 60H121L122 63L120 62ZM32 61H34V62H32ZM4 62H5V63H4ZM6 62H7V63L9 62V63L7 64ZM50 62H51L52 64H51ZM67 62H69V63H67ZM73 62L77 63V64H76V67L78 66V68H75V63H73ZM113 62H112V63H113ZM257 62H258V63H257ZM261 62H262V61H256L255 64H254V68H255V66H256L255 69H257V70L254 69V71L256 72V75H255L254 77H253V75H254L255 72H253L252 75H248L249 77L247 76L246 78H244L243 80H241V85H240V87H238V88H240L241 91H243V90H244V91H247V90H249L250 87H251V89H253V87H255V86H257V85L259 84V82L261 81V78H258V76L260 77L259 74H260L261 72H263V70H264V66L261 67L262 64H264V63H263V62L261 63ZM10 63H11V64H10ZM27 63H28L29 66L27 65ZM33 63H35V64H33ZM53 63H54V64H53ZM71 63H72V64H71ZM91 63H92V65H91ZM112 63H111V64H112ZM256 63H257V65H256ZM1 64H2V65H1ZM19 64H20V69H18ZM31 64H32L33 66L36 65L35 67H36L37 69H33V70H35V71H32L31 67H33V66H31ZM89 64H90V66H89ZM117 64H118V65H117ZM139 64H140V63H139ZM141 64H142V62H141ZM14 65H15V66H14ZM16 65H18V66H16ZM73 65H74V66H73ZM259 65H260V66H259ZM1 66H2V67H1ZM7 66H8V67H7ZM10 66H11V67H10ZM13 66H14V67H13ZM27 66H28L29 68H28ZM30 66H31V67H30ZM68 66H69V65H68ZM79 66H81L82 68H79ZM83 66H84V67H83ZM86 66H87V68L89 67L90 69H89V68H88V69H87V68L84 69ZM117 66H118V67H117ZM119 66H120V67H119ZM132 66H133V67H132ZM257 66H258L259 68L261 67V69H259ZM9 67H10L11 69H10ZM26 67H27V70H26ZM39 67H40V65H39ZM107 67H108V68H107ZM107 67H106V69L109 70L110 67H109V66H107ZM116 67H117L118 70L116 69ZM128 67L131 68L132 71L134 70V72L130 73V72H131V71H130L131 69H128ZM7 68H8V69H7ZM14 68H15V69H14ZM22 68H25V70L28 71L27 73H29V70H31V72L29 73V76L33 73L32 75L35 74L36 77H35V76H32V75L29 77L28 74L26 73V71H24V69L22 70ZM33 68H34V67H33ZM126 68H127V69H126ZM262 68H263V69H262ZM17 69H18V70H17ZM28 69H29V70H28ZM80 69H81V70H80ZM111 69H112V70H111ZM111 69H110L109 71H106V72H109V74H110L112 71L114 72V69H113V68H111ZM3 70H4V71H3ZM9 70H11L12 72L15 73V76H17L15 80H17V82L13 79V77H14V76H13L14 73H12V72L9 71ZM14 70H15V71H14ZM37 70H38V71H37ZM41 70H42V72H41ZM47 70H49V69H47ZM47 70H46V71H47ZM53 70H54V69H53ZM76 70H77V71L79 70V72H81V73H80V74H79V72L76 73V72H77ZM86 70H87V71H86ZM8 71H9V73H10L9 76L7 75V74H8ZM16 71H17V72H16ZM22 71H23V72H22ZM50 71H52V70H50ZM83 71L87 72V75H86V73L83 74V73H82ZM124 71H125V72H124ZM258 71H259V73H258ZM5 72H6V74H5ZM19 72H20V74H19ZM24 72H25V73H24ZM34 72H36V73H34ZM38 72H39V74L41 73V75H38ZM55 72H56L55 70H54V72H51V73L49 72L51 76H52V74H53L52 78H53L54 80L58 79L59 76H61V77H59V79H60V78H63L62 75H61V73H59L58 71H57L56 73H55ZM3 73H4V74H3ZM16 73H17V75H16ZM90 73H91V72H90ZM90 73H89V74H90ZM122 73H123V75H121ZM125 73H127V74H125ZM129 73H130V75H128ZM1 74H2V75H1ZM18 74L20 75V76H19L20 79H22V80H20V81H23V80H24V81L26 82V79H27V78H25L26 76L30 78V80H29V78H28L29 82H28V80H27V82H26L27 85L25 84L24 81H23L24 83H23V82H20V81H19V83H18V80H19ZM22 74H23V75H22ZM24 74H26V76H25ZM36 74H37V75H36ZM55 74H56L57 78H55V77H56V76H54ZM81 74H83V76H81ZM124 74H125V75H124ZM257 74H258V75H257ZM261 74H262V73H261ZM10 75H11V76H10ZM21 75H22V76H21ZM2 76L5 77V78L3 79ZM24 76H25V77H24ZM37 76H38V77H37ZM77 76H78V77H77ZM79 76H80V77H79ZM85 76H86V77H85ZM113 76H114V75L112 74L111 77H113ZM121 76H122V77H121ZM123 76H125V78H126L127 76L130 77V78H129L130 80H129L128 77H127L126 80H128V81L125 82V79H124V80L122 79V78H124ZM137 76H138V77H137ZM8 77H9L10 79H11V78H12V79L9 80ZM23 77H24V78H23ZM74 77L77 78V79H80V80H76ZM82 77H83V78L85 77L87 80H86L85 78H84V79H85L87 82L89 81L87 84H88L90 87H86L87 84H85L86 82H85V80H84ZM87 77H88L89 79H88ZM92 77H95V78L92 79ZM250 77H251L252 79H251ZM7 78H8V79H7ZM14 78H15V77H14ZM31 78L33 79V81H32ZM34 78H36L38 81L40 80V82H38V83L35 84V81L37 82V80L34 79ZM38 78H39V79H38ZM40 78H41V79H40ZM73 78H74V79H73ZM133 78H134V80H133ZM248 78H250V80H249ZM256 78H257V79H256ZM5 79H6V81L8 80V82H6ZM91 79H92L93 81H94V80H95V81L92 82ZM103 79L106 80V81H104ZM110 79L112 80L113 83H110V82H111ZM258 79H259V80H258ZM12 80H13V82L15 81L16 83H15V84L12 83ZM72 80H73V81H72ZM75 80L78 81V83L74 82ZM82 80H84V82H85V83L83 82L84 84L82 83ZM122 80H123V81H122ZM244 80H245V82H244ZM253 80H254V82H253ZM256 80L259 81V82H257ZM1 81H3V83H2ZM4 81H5L6 83H4ZM69 81H68V82H69ZM97 81H99L100 83L97 82ZM107 81H108V82H107ZM131 81H132V82H131ZM249 81H250V82H249ZM9 82H10V83H9ZM31 82H34V83L32 84ZM95 82H96V83H95ZM122 82H123V83H122ZM129 82H130V83H129ZM251 82H253V83H251ZM255 82L257 83V85L255 84ZM11 83H12V87H10V84H11ZM42 83H43V84H42ZM81 83H82V84H81ZM109 83H110V84H109ZM128 83H129V84H128ZM244 83H246V85H245ZM1 84H2V85H1ZM4 84H5L6 86H7V84H9V85H8V87L6 88V87L4 86ZM13 84H14L15 86H14ZM17 84H21V85L23 86V88H22L21 85H18V86H17ZM23 84H24V85H23ZM30 84H31L32 87L30 86ZM39 84H41V85H39ZM105 84H106V85L108 84V85L106 86ZM121 84H123V86H122ZM242 84H244V85H242ZM248 84H249V85H248ZM77 85H78V86H77ZM84 85H85V86H84ZM132 85H134V84H132ZM247 85H248V87H247ZM251 85H252V86H251ZM253 85H254V86H253ZM19 86H21V87L19 88ZM25 86H26L27 88H26ZM28 86H30L32 89H31L30 87H28ZM36 86H39V87H40L39 89L36 90L37 93H38V90H40V89H41V91L43 90V91H42V95L44 94V97L40 94L41 91H39L40 93H38V94H40V95H38V94L36 93V94H37V96H36V94H35V92H36V91H35ZM68 86H70L71 88L68 87ZM81 86H82V87L84 86L86 89H82ZM93 86H92V87H93ZM241 86H242V88H241ZM244 86H246L247 89H243ZM9 87H10L11 89H8ZM13 87H15L14 90L12 89ZM16 87H17V88H16ZM79 87H80V88H79ZM84 87H83V88H84ZM108 87H112V86H108ZM28 88H29V89H28ZM33 88H35V89H33ZM43 88H44L45 90H44ZM75 88H76V90H75ZM77 88H78V90H77ZM88 88H89V89H88ZM244 88H245V87H244ZM4 89H5V90H4ZM19 89H20V90H19ZM23 89H24V90H23ZM25 89H27V90L25 91ZM30 89H31V92H30ZM108 89H110V88H108ZM108 89H105V90H108ZM251 89H250V90H251ZM9 90H10V91H9ZM11 90H12V91H11ZM17 90H18V91H17ZM22 90L25 91V93H23ZM28 90H29V91H28ZM32 90H33V91H32ZM74 90H75V91H74ZM250 90H249V91H250ZM1 91H2V92H1ZM15 91H17V92H15ZM19 91H21L22 94H21ZM82 91H83V92H82ZM84 91H85L86 93H84ZM244 91H243V92H244ZM5 92H6V93H5ZM8 92H9V94H8ZM28 92H30V93L33 92L34 95H33V93H32V94L30 95V97H29V94H30V93H28ZM14 93H15V94H14ZM17 93H19V94H17ZM4 94H5V95H4ZM7 94H8V95H7ZM25 94H28V95H25ZM73 94H74V93H73ZM82 94H85L86 96H87V95H88V96L85 98V95H82ZM12 95H14V96H12ZM19 95H20V96H19ZM23 95H24V96H23ZM253 95L255 96L256 94L252 93V94L249 96L250 99H249V98H248V99H249V100H254V101H255L254 104H256V100L259 99V97L256 98L257 95H256L255 97H254ZM31 96H32V97L36 96L38 99H37V98H32ZM39 96H40V97H39ZM41 96H42L43 98H42ZM45 96H46V97H45ZM47 96H48V97H47ZM79 96H81V97L79 98ZM19 97L24 98V99H21V98H20L21 100H19ZM27 97H28V98H27ZM83 97L85 98V100H84ZM252 97H254L255 99L252 98ZM9 98H10V100H9ZM14 98H15V99H14ZM17 98H18V99H17ZM41 98H42L43 100H42ZM45 98H46L47 100H45ZM2 99H3V100H2ZM28 99H29V100H28ZM32 99H34V100H32ZM82 99H83V101H82V102H79V100H82ZM140 99H141V98H140ZM140 99H136V101H137V102L139 101V102H138V103H137V102L135 103L136 106L134 105L135 108H133V112H134V110L137 108V110H135V111H137L138 113L141 111L140 113L142 114V111H143V108H144L143 105L145 104V102H143V101L140 100ZM23 100H25V101H23ZM35 100H36L38 103L35 102ZM44 100H45V101H44ZM262 100H263V101H262ZM262 100H261V101H262L263 104H261L260 99L257 101V103H259V104H257V105H258V109L255 108V107H257V105H253V106H254V107H253V108H254V115L252 114V117H253V116H254V117H253L252 120H251V118L249 119V117H248V118H246V119L248 120V121H247V120L245 119L244 116H241V117H234L233 114H231V113H230L231 116H230L229 114H224V116H223V114H220L219 116H220L222 119L220 118L221 120H219L218 117H215V119L212 118L214 121H213L212 119L208 120L209 118H206V117L204 118V117H202V120H204V119L206 120V121L204 120V121H203V124H201V125H202V128H203V131H202V128L200 127V126H201V125H200V126H198V128H197L198 131L195 130V132H194V131L192 130V131L194 132L193 135L191 134V133H192V132H191V133H189V134H187V135L185 136V139H183V135H182L183 133L181 134V133L179 132V134H178L177 131H175L176 128H178V129H176V130H178V131L180 130V125L178 124L179 127H177V126H178L177 123H176V124L171 123V126H170V124H169V125L166 127V128L170 131V133H169V131L165 128V129H166L165 132H166V133H167V132L169 133V134H167V135H169V136H167L165 132L162 131L163 134L161 133V128H157L158 130H156V129L154 130V129H153L154 126H152L153 128L151 127V125H152L151 123H152V122L150 123V122H144V121H142L143 123H141V121H140V122L138 121L139 124H140V123L142 124V125L140 124L141 127L143 126V124H145V125H144L145 128L142 127V128L140 129V127H139L140 125L137 123V119H136V118H135V119L133 118L134 120L131 119L132 122L129 120V121L132 123V124L130 123L131 126H129V123H128L127 120L124 121V122L121 121V122L125 123V124H122V123H121V124L123 125V126L121 125V127H120L119 122L116 123L117 125L114 124V123H112V121H113V116H110V115H112L113 112H112V109H111V110H108V109H110L109 106L106 107V106H103V105H102L103 108L106 107V108H104V109L99 108V107H100V106H99L98 109H94V110H96V111H94V110H93V111L88 110V111L86 112V115H87V117H88L90 120H93V122H92L93 124L96 123L97 121H99V123H98V122L96 123V126H97L98 124L100 125V123H101L100 126H103V125H104V127L101 128L100 126H97V127H96L95 125H93V124L91 123L90 126L93 125V126H91V127H92L91 129H92V133H93L94 135H96V136H100V135H101V136H102V135H105V134L107 135V133H108V134H111V133H112L113 135H114V134L117 135V136L114 135V137H118V135H119L118 138H119L120 140L124 139V143H125V144H121V145L124 146V147H122L120 144H118L119 146L117 145V147H119L120 150H121V147H122V151H125V153H129V154H128V157L130 156V157H129L130 159L128 158L129 161L131 160L132 162H134V164H131V162L128 163V164H129L128 166H132V168H133V171H132V168L130 167L128 173H129V175L132 174L133 176L131 177V175H130V179H131V180L129 179V175L125 176L124 180H125L126 182L123 181V182H124V185H123V182H120V183H122L121 185H123V187H125L126 189L122 188V186L119 185V183L116 184V186H114V187H109L110 189L107 188L106 186L104 187V188H107V189H108V193H109L108 195H109V198H110V197L113 198V199L110 198V201L108 202V200H106V198L108 199V196L105 197V200L107 201L108 204L106 203V205L104 206V205H101L102 202H104V201H102V199H104V197L102 196V198H101V195H100V198H98L99 196H98L97 193H96V194H95V193L93 194V192H91L92 189H90L91 185H90L89 182H88L89 179H87L88 177H87V175L85 176L83 170H82V172H81V175H82V177H83V179H82V181H83V182H82V185L80 184V183H81V180L78 179V178L81 177V175L79 176L77 173H75V174H74V173H73V174H69V173H68V175L65 174V175L62 177V181H64V183H65V182H66V183L68 182V183H67V184H64V183L62 182V184H61V183H60V184H61V188H62V186H64L65 188L68 189V190H67V189H65V188L63 187V191L65 190V196H67V195L69 194L70 197H69V196L66 197V198L64 199V202L61 201V200H59V198L52 197L53 206H54V208H56L55 210H53L54 212L52 211V213L56 214L55 216L58 217V216H61V215L63 216L65 213H62V212H64V211H72L71 209H73V211H74L75 208H76L75 211H77L78 209H81V208H82L83 211H84V209H85V211L87 212V213H86V217H88V216L90 217V216H91V219H92V220L89 219V217H88V218H87V222H88V223H87V222H86V217L83 216V215H85V212H83V211L81 212V217H80L81 219H80V218L78 219V220H79L78 225L75 224L74 219H71V218H66V219H65V217H63L64 219H59V221L57 220V223H59V226L57 225V223H55V226H53L52 230H51L50 232H48V235H47V233L45 234V236L47 237L48 240H46V237L44 236V238H45L44 240H45V241H44V240H43V241H40V242H39L40 244H37V245H39V248L42 247L41 245L44 244L42 249L45 250V253H46L45 256H44L45 253H43L44 250L39 251L41 248H40V249H36V248L38 247L37 245H36V246H31V247H29V248H28L29 250L26 248L28 251H27L26 249H24V250H23V253H24V254H26V253L29 254L28 256H30L31 251H33V254H36V255H37V253H38V256H39V257H37V259H36L37 262L35 261L34 264H36V263H37V264H39V263L42 264L43 261L45 262V263L43 262L44 264H53V263H54V264H62V262H64V264H65V263L68 264V262H69V264H72V263H73V264H74V263L78 264V263H79V260H80V263H81V261H82V263H83V261H84L85 264H105L104 262H106L107 260H110V262H112V260H113L112 264H113V263H115V264H118V263H119V264H123V263H124L123 261H125V260L127 261L129 258H130L131 260L129 259L130 261H129V260H128V261H129V262L132 261L130 264H133V263L135 264V262L137 263V261H138L139 258H140V259H139V261H138L137 264H146V263H147V264H153V263H152V260H153L152 258H149V259H150V260H149L148 258L142 257V256L140 255L139 251L136 253V250L139 249L137 246L134 248V249H135L134 254H133V253H130V254H133L134 256L136 255V258L134 257V260H133V257H132L133 255L130 257V256H129V255H130L129 253L126 254L128 251H127L126 253H125V251H121L122 248H124V250H125V248H126V245L123 243V240L120 241V242L117 244V247H116L115 249H113V251H115L116 255H115L114 257H112V255H111L112 258L109 257V254H111V253L108 254V251L106 250V248H107V246H110V247H111L110 244H113V242H114V240H115L114 237H116V233H117L115 230L118 228V225H119V226L121 225V224H119V223H121V220H122V219H121V217H122V213H124L125 210H127V209H129V208H130V210H131V209L134 210V209H136V208L139 207L138 209H140V208H141L140 210L145 209L146 211H145V210H144V211L146 212V214H147L148 216H151V217H152L154 214H151V215H150V214H149V213H150L149 211L154 210V209H156L157 207L162 206V204H163V205H166V204L168 205V204H169V200H170V202H172V201H174V200H175V201H179V202H180V201H185L186 198H183L182 196L179 197V193H180L184 188L187 189L188 186H189L188 184L191 183V180H192V183H193L194 181H196V179H197L198 176H199V178L197 179V183H198V186H199V184H200V189H201V191H202V193L200 194V197H201V196H202V197L204 196L203 198H204V201H205V206H207V208H208V205H209V204H212V203H213L214 206L211 205L212 208L209 207V209H211V211H210V210H209V211L212 212V211H213V207H214V211H213V213H214V214H215V213L217 214V215L215 214V216H217V225H216V222H214L215 226H214V224L211 225V227L213 226V227H212L213 229L210 228V227H209V228H208V227H207V228H204V227H203L204 230L202 229L201 232H200L204 239H206V240L208 239V240L212 241V243H211V247H212V248H211V252L214 253V255H215V259H213L212 263H211V262H210V263H211V264H216V261H215V260L218 258V259H217V264H218V262H219V264H220V263H221L220 261H222V259H224V260H223V263L226 262L227 264H229V263H230V259H231L232 257H234L233 253L235 254V252H234L235 247H233L235 244H233V243H234V240L232 239V238H233V235L235 236V234H233V235L230 234V229L232 230L233 227L237 225V222H238L239 220H241V219L244 220L245 215H247L246 213H247V210H248L249 207H252V206H255V205H256V204L251 205L250 202H247V203H238V202H235L234 199L236 198V194H238L239 192L242 193V192H241L242 190H240V188H239L237 185H236V186H234V185H235V178H236V175H237V171H239L240 168H242V165H243L244 162L246 161V155H245V154H246V153H245L246 149H247V148H250V147H252V146H258V145H260V144H261V145H264V144H262V143H264V142H262L263 139H264V136H263L264 133H262V131H263L264 129L261 130V129L264 127V126H263V124H264V113H263V112H264V111H263V112H262V110L260 111V109H263V110H264V106H261V108H260V106H259V105H264V98H263ZM3 101H4V102H3ZM20 101H21V103H20ZM22 101H23V102H22ZM76 101H77V104H76ZM140 101L143 102V103H141ZM2 102H3V103H2ZM29 102H30V103H29ZM32 102H33V104H32ZM78 102H79V103H78ZM251 102L253 103V101H251ZM1 103H2V105H1ZM6 103H8V105H10V106H8ZM13 103H14V105H15V108H17V107L19 108V107H20L19 110L21 111L22 116H21V114H19V115L17 116V114L14 113L15 111H13L14 109H11V108H14ZM16 103H17V105H18V104H19V105L17 106ZM36 103H37V104H36ZM58 103H59V100H58ZM60 103H61V101H60ZM60 103H59V104H60ZM73 103H74V105L76 104V105H78V106H77V109H75V108H76V106H75V108H74L75 111L72 113V111H73V109H72V107H73ZM245 103H246V102H245ZM3 104H5V105H3ZM11 104H12V105H11ZM20 104H22V105H20ZM23 104H25V105H23ZM26 104H27V106H28L27 108H25V107H26ZM29 104H31V105H29ZM35 104H36V105H35ZM59 104H58V105H59ZM82 104H81V105H82ZM139 104H141L142 107L138 106ZM146 104H147V103H146ZM34 105H35V106H34ZM71 105H72V107H71ZM237 105H239V106H237ZM240 105H241V106H240ZM244 105H246V104H244ZM4 106H6V108H5ZM11 106H13V107H11ZM22 106H23V107L25 106L24 109L22 108ZM29 106H31L32 108H33V107H34V108L37 107V108H39V109L42 111V112H41V111H39V109L36 108L35 113L38 114L39 117L33 112L35 109L32 111V108H31V107L29 108ZM79 106H80V107H79ZM137 106H138V107H137ZM10 107H11V108H10ZM139 107H140V108H139ZM235 107L239 109V108L244 107V106L242 105L241 102H239V103L237 102V104H235L234 108H235ZM41 108H43V109H41ZM68 108H69V109H68ZM78 108H79V109H78ZM138 108H139V109H138ZM236 108H235V110H237V111L240 110V109L238 110V109H236ZM5 109H6V110H5ZM7 109H8V110H7ZM21 109H22V110H21ZM100 109H101V111L99 112ZM141 109H142V110H141ZM242 109H243V108H242ZM9 110H11L12 112L9 111ZM23 110H25V111H23ZM28 110H30V111H28ZM37 110H38V112H37ZM70 110H71V111H70ZM103 110H104V112H103ZM105 110H107V111H105ZM235 110L233 109L232 111H235ZM3 111H4L6 114H5ZM26 111H28L29 113L32 111L33 113L29 114V113L26 112ZM68 111H69V112H68ZM89 111H91V112H89ZM97 111H98V112H97ZM109 111H111V112H109ZM255 111H256V112H255ZM258 111H259V113H258ZM22 112H23V113H22ZM39 112H40V114H39ZM64 112H66L67 114L64 113ZM75 112L77 113L76 115L74 114ZM92 112L95 113V115H94ZM102 112H103V113H102ZM107 112H108V113H111V114H108ZM131 112H132V111H131ZM260 112H261V114H262V117L260 116V115H261ZM3 113H4V114H3ZM11 113H12L13 115H12ZM24 113H25L26 115H25ZM27 113H28V115H29L30 117L27 115ZM69 113H70V114H69ZM97 113H98V114H97ZM204 113H205V115H207L205 111H204ZM255 113H256V114H255ZM257 113H258V115L260 114L259 116H260L261 121H259V120H260V119H259V116H256V117H257V118H256L257 120L254 119V118H255V115H257ZM14 114H15V115H14ZM65 114H66V115H65ZM71 114H73V116H72ZM88 114H89V115H88ZM245 114H246V113H245ZM7 115H8V116H7ZM11 115H12V116H11ZM23 115H24V117H23ZM32 115H33V116H32ZM35 115H36V116H35ZM64 115H65L66 117H65ZM69 115H71L72 118H71V116H69ZM92 115H93V117H92ZM96 115H97V116H96ZM100 115H101V116H100ZM102 115H103V116H102ZM104 115H105V116H104ZM106 115L110 117V118H109L110 120H107L108 117H107ZM221 115H222L223 117H222ZM227 115H228V116H227ZM13 116H14V117L17 116V117H15V120H14V117H13ZM19 116H20V117H19ZM25 116H26V117H25ZM68 116H69V117H68ZM94 116H95L96 118H95ZM98 116H100L101 118H100V117L98 118ZM130 116H131V115H130ZM130 116L127 117V118H132V116H131V117H130ZM202 116H203V115H202ZM232 116L235 118L236 121L233 120L234 118H233ZM2 117H3V118H2ZM18 117H19V118H18ZM43 117H44V116H43ZM43 117H42V118H43ZM75 117H76V119H75ZM104 117H105V118H104ZM207 117H208V116H207ZM228 117H229V118H230V117L233 118V119H231V118H230V119H231L233 122H235V123L238 122V123H237V124L233 123ZM242 117H243L244 119H241ZM1 118H2V120H1ZM42 118H41V119H42ZM102 118H103V119H102ZM144 118H145V117H144ZM216 118H218V120H217ZM225 118H226V120H225ZM227 118H228V119H227ZM5 119H6V120H5ZM8 119L10 120L11 123L8 122V121H9ZM18 119H19L20 121L22 120L23 122H25L24 125H23V122H22V121H21V124H20V121H19V123H18ZM30 119H31V120H30ZM101 119H102V120H101ZM146 119H147V118H146ZM149 119L152 120L151 118H149ZM149 119H148V120H149ZM16 120H17V122H16ZM103 120H105V121H103ZM211 120H212V121H211ZM223 120H225V121L228 120V123H227V122L224 123ZM229 120H230V122H229ZM242 120H243V122H242ZM250 120L253 121V122H255L253 125H255L256 130L258 129L257 131H258L259 134L256 132V130L254 129V127H252V129H251V127H249V125H251V121H250ZM254 120H255V121H254ZM94 121H96V122H94ZM102 121H103V122H102ZM106 121H107V122H106ZM108 121H109V124H110L111 126H110L109 124H107ZM216 121H217V123H216ZM246 121H247L248 123H247ZM14 122H15V123H14ZM104 122H105L106 124H105ZM135 122H136V123H135ZM206 122H211V123H208V124H207ZM239 122H240V123H239ZM261 122H262L263 124H262ZM9 123H10V124H9ZM102 123H104V124L102 125ZM127 123H128V124H127ZM134 123H135V124H134ZM149 123H150V124H149ZM204 123L207 124V125H205ZM244 123H246L245 127H246V129H247V127H248L249 133H248V130L246 131L245 127H244V130H243V128H240L241 126H242V127L244 126V125H243ZM249 123H250V124H249ZM256 123H257L258 126L256 125ZM258 123H259V124L261 123V124L259 125ZM12 124H13V126H12ZM17 124L19 125V128L17 127V126H18ZM28 124H29V125H28ZM112 124H113L114 126H112ZM136 124H137V125H136ZM147 124H148V126H147ZM173 124H174V126L176 127V128L174 127V129H173ZM224 124H225V126H224ZM227 124H228V125H227ZM230 124H231V126H232L233 124H235L236 126L234 125V126L231 127ZM240 124H242V125H240ZM247 124H248V125H247ZM14 125H15V126H14ZM16 125H17V126H16ZM105 125H106V126L108 125L107 128L105 127ZM125 125H126V127H125ZM204 125H205V126H204ZM208 125H209L210 127H209ZM220 125H221V126H220ZM253 125H252V126H253ZM23 126H25V127H23ZM27 126H28V127H27ZM109 126H110V128H113V130L116 128V126H118V127H120V128L123 127L122 129L125 130V128H126V131H127L128 128L130 127V128H129V132L132 130V131L130 132V134L133 132V134L135 135V133H136V135H135V137H132V138H131L130 136H131V135L133 136V134L130 135L128 132H125L124 130H122V129L119 128L121 131H123L122 133L124 134V135H123L122 133H120V134H122V136H121V135L119 134V132H121V131H119V129H117L118 127H117V128L115 129V131H114V132H117V133H118V134H117V133H114L113 130L109 128ZM128 126H129V127H128ZM137 126H138V128H137ZM146 126H147V127H146ZM215 126H216V127H217V126H218V127L220 126L221 129H219L218 127H217V129H214ZM238 126H240V127L238 128ZM260 126H261V127H260ZM262 126H263V127H262ZM2 127H0V128H2ZM124 127H125V128H124ZM133 127H135V128L133 129ZM148 127H149V129L151 128L150 131L147 129ZM170 127H171V128H170ZM204 127H205V130H204ZM208 127H209V128H208ZM216 127H215V128H216ZM233 127H235V130H236V131H234V130L232 129ZM236 127H237V128H236ZM16 128H17V129H16ZM22 128H23V129H22ZM97 128H98V129H97ZM108 128H109V130H108ZM136 128H137V129H136ZM230 128H231V129H230ZM15 129H16V130H15ZM20 129H21V130H20ZM93 129H96V130H94V132H93ZM99 129H100V132H102V133L99 132ZM101 129H102V131H101ZM105 129H106V130H105ZM130 129H131V130H130ZM143 129H145V130H143ZM224 129H226V130H224ZM238 129H240V130L242 129V131H244V133L241 132V131L239 132ZM17 130H18V131H17ZM97 130H98V131H97ZM107 130H108L109 132H110V130H112V131L109 133ZM133 130H135V131H133ZM138 130H139L140 132H139ZM153 130L155 131V133H154ZM171 130H173V132H172ZM206 130H207L208 132H207ZM219 130H220V132H219ZM222 130H223V131H222ZM231 130H232V131H231ZM250 130H251V131H250ZM252 130H253V134H252ZM259 130H260L261 133L259 132ZM16 131H17V132H16ZM19 131H20V132H19ZM32 131H33V130H32ZM95 131H96L97 133H96ZM141 131H142L143 133H144V132H145V133H144V134L142 133V134H143V135H142V134H141ZM148 131H149V132L153 131V132H152V134H150ZM156 131H159V132L156 133ZM174 131H175V132H174ZM199 131H200L201 133H203V135H202ZM245 131H246V132H245ZM14 132H16L15 134L18 133V134L16 135L17 137L15 136ZM24 132H25V131H24ZM24 132H23V133H24ZM98 132H99V133H98ZM103 132H104V133H103ZM147 132L149 133V135H148ZM196 132H199V134L196 133ZM206 132H207V134H206ZM225 132H226V134H225ZM233 132H234V133H233ZM20 133H21V134H20ZM37 133H38V132H37ZM125 133L128 134V136H126ZM139 133H140V134H139ZM153 133H154V134H153ZM174 133H175V134H174ZM204 133H205V134H204ZM216 133H217L218 135H216ZM237 133H238V134H237ZM242 133H243V134H242ZM250 133H251V134H250ZM13 134H14V135H13ZM19 134H20V137H19ZM35 134H36V133H35ZM99 134H100V135H99ZM161 134H162V136H161ZM171 134H172V135H171ZM180 134H181V135H180ZM190 134H191V135H190ZM194 134H195V135H194ZM212 134H213V135H212ZM219 134H220V135H219ZM222 134H223V135H222ZM249 134H250V136H249ZM255 134H256V135H255ZM145 135L148 136V138H151V139H152L153 137L150 136V135H153L154 137H155V136H156V137H155L154 139H152V141H151V139H148L147 137H146V139H145ZM159 135H160V136H159ZM163 135H164V136H163ZM175 135H177V136H175ZM178 135H180V138H181V136H182L181 139H182L183 141L186 140L187 142H188V141L190 142L189 138L191 137L193 140L191 141V143H189V145L192 144L194 141H195V142H194L195 144L193 143V144H192L193 146H192V145L188 146V145H187L188 143H186V142L184 141V144H182V146H181V143H183V142H182L181 139H179V136H178ZM188 135H190V137H189ZM200 135H201V136H200ZM205 135H206L207 137L204 138L203 136H205ZM252 135H253V136H252ZM259 135H260V136H259ZM261 135H262V137H261ZM123 136H124V137L126 136V137L123 138ZM137 136H138V138L136 139ZM139 136H140L141 138H140ZM149 136H150V137H149ZM157 136H158V137H157ZM187 136H188L189 138H188ZM192 136H193V137H192ZM194 136H195V138H194ZM196 136H197V137H196ZM199 136H200V137H199ZM209 136H210V137H209ZM218 136H219V137H218ZM221 136H222V137H221ZM244 136H245V137H244ZM255 136H256V139H255L256 141L252 139V138H255ZM129 137H130L131 140L129 139ZM164 137H165V139H164ZM167 137H169V138H167ZM174 137H175V138H174ZM177 137H178V138H177ZM186 137H187V139H186ZM198 137H199V138H198ZM208 137H209V138H208ZM215 137H217V139H218L219 141L216 140ZM248 137H249V140H247ZM250 137H251V138H250ZM258 137H259V138H258ZM126 138H127L129 141L126 140ZM133 138H134L135 140H134ZM139 138H140L141 140H140ZM143 138H144V141H142ZM158 138H160V139H158ZM171 138H172L173 140H171ZM191 138H190V139H191ZM196 138H197V139H196ZM200 138H201V139H200ZM202 138H204V139L202 140ZM211 138H213L214 141H212ZM219 138H220V139H219ZM221 138L223 139V141H225V143H224L225 146L223 145V142H221V141H222ZM224 138H225V139H224ZM230 138H232L233 140H231ZM260 138H261V140H260ZM132 139H133V140H132ZM147 139H148L149 141H148ZM166 139H167V140H166ZM175 139H177V140L175 141ZM205 139H206V140L208 139L207 142L205 141ZM210 139H211V140H210ZM227 139H228V140L230 139L229 141H227V142H228V145H227V142H226ZM234 139H236V140L234 141ZM241 139H242V142H241ZM243 139H244V141H243ZM245 139H246V140H245ZM250 139H251V142H250ZM257 139H258V140H257ZM139 140H140L141 142H140ZM146 140H147L148 142H147ZM154 140H155V141H154ZM157 140H158V141H157ZM164 140H166V141H164ZM169 140H170V141H169ZM198 140H199V141H198ZM200 140H201V141H200ZM220 140H221V141H220ZM0 141H3V140H0ZM126 141L129 142V143L127 144ZM131 141L133 142L134 145H131V143H132ZM134 141H135V143H134ZM137 141H139L138 144L136 143ZM145 141H146V142H145ZM150 141H151V143H150ZM153 141H154L155 143H154ZM159 141H162V142L159 143ZM163 141H164V142H163ZM167 141H168V143H166ZM173 141H174V142H173ZM179 141H181V142H179ZM196 141H198V142H196ZM203 141H204V143H203ZM236 141H237V142H236ZM245 141L248 142V143L246 144ZM259 141L262 142V143H260ZM130 142H131V143H130ZM143 142H144V143H143ZM152 142H153V144H152ZM169 142H170V143H169ZM175 142H177V143H175ZM208 142H209V143H208ZM210 142H212V143H210ZM214 142H215V143L218 142L219 144H220V142H221L222 144H220V145L223 147L224 150L221 149L222 147H221L220 145H218V143H216V145H215ZM232 142H233V143L235 142V143L233 144ZM249 142H250V143H249ZM254 142H255V144H254ZM257 142H259V143H257ZM141 143H142V144H141ZM145 143H146V144H145ZM147 143H148V145H147ZM163 143H166L167 145H166V144H163ZM171 143H172V145H171ZM174 143H175V144H174ZM179 143H180V144H179ZM196 143L199 144L200 147L202 146V150H200L201 148H200L199 145H197ZM205 143H206V144H205ZM207 143H208L209 145H207ZM239 143H240V144L242 143V144L240 145ZM2 144L6 145L7 142H6V143H5V142H2ZM135 144H136V145H135ZM144 144H145V145H144ZM150 144H152L153 146L155 145V146H154L155 149H154V148H151L152 145H150ZM173 144L175 145V148L177 149V152H178V153H179V152H182V153H179V154H182V155H180V157H182V158L179 157V159H182V161L184 160L183 158H185V159L188 160V157H189V156H190L189 158H191V160L189 159L188 161L191 162V161L195 160V161H193V162H195V163H196V160L199 161V163H198V161H197L196 164L194 163L195 165L192 164L193 162L190 163V162H188V161H186V160H184L185 162H182V163H185V165L183 164L184 166H186V167H189V166H190V168H191V169H190V168H189V169H188V168H185V171H186V172L184 171V173H188L187 169L190 171V173H188V174H189L188 181L190 180L189 183H188V181H187V176H188V174L185 175V176H186V179H185V177H184V173L181 174V175H183V176L180 175V176H181V177H180V176L177 174V172H176L175 167L177 166V164H178V166L181 164V160L179 161V160L177 159V160L179 161V163H178V161L176 160V158H175V153H177V152H176L175 148L173 147ZM185 144H186V145H185ZM202 144H203V145H202ZM213 144H214V146H215L214 148H216L217 151H215V149L213 148ZM229 144H230V147H229ZM235 144H236V147H235ZM126 145H130V146H126ZM138 145H140V146H138ZM146 145H147V147H146ZM149 145H150V146H149ZM161 145H162V146H161ZM168 145H170V146H168ZM177 145H178L179 148L181 147L179 150H178ZM184 145H185V146H184ZM195 145H196V146H195ZM231 145H232V146H231ZM237 145H238V146H237ZM0 146H1V145H0ZM125 146H126V147H125ZM131 146H132L133 148H132ZM141 146H142V147H141ZM157 146H158V147H157ZM164 146H168V149H170V150L168 151V150L166 149V147H164ZM183 146H184V147H183ZM186 146H188V147H186ZM205 146L208 147V151H209L210 148H212V149H210L211 151H210V152L207 151V153H206L205 150H207V149H204ZM211 146H212V147H211ZM216 146H217V147H216ZM219 146H220V147H219ZM226 146H228V149L226 148ZM240 146H241V147H240ZM244 146H245V147H244ZM246 146H247V147H246ZM134 147H135V148H134ZM139 147H140V148H139ZM162 147H163V148H162ZM171 147H172V148H171ZM190 147L194 148V149H191V151H193V153H195L194 151H196V150H195V147H196V149L198 150V152H199V151H200V153L202 152V154H201L202 159H200V160L197 159V158H201V156H197V158L195 157L196 155H200V153H199V154L195 153L196 155L192 154V152L190 151ZM198 147H199L200 149H199ZM207 147H206V148H207ZM218 147H219V148H218ZM233 147H234V148H233ZM237 147H238V148H237ZM242 147H243V148H242ZM123 148H124V149H123ZM130 148H131V149H130ZM136 148L139 149V151H140V150H141V151L139 152L138 150H136V151H137V154H134V152L136 153V151H135ZM149 148H150V149H149ZM173 148H174V149H173ZM185 148H186V150L189 151V152H187L186 150L184 151L183 149H185ZM145 149H146V150H145ZM156 149H161V150H157V151H156ZM164 149L166 150V153H167V151H168V152L173 151L174 154H173V152H172V154H171L172 156L170 155V157H169V154H170V153H168V155L165 156V155H163L164 152H165ZM172 149H173V150H172ZM213 149H214V151H213ZM219 149H221V150L219 151ZM235 149H237V152L235 151ZM244 149H245V150H244ZM133 150H134V152H133ZM142 150H143V151H142ZM152 150H154L155 153H154V151H152ZM162 150H163L164 152H162ZM181 150H182V151H181ZM233 150H234V151H233ZM238 150H239V151L242 150V151L239 152ZM130 151H131V152H130ZM145 151H146V152H145ZM147 151L149 152V154H148ZM150 151H152L153 153H151ZM158 151H159V152L161 151V152L159 153ZM183 151H184L185 153H184ZM203 151H204V153H203ZM212 151H213V152H212ZM141 152H142V153H141ZM144 152H145V153H144ZM157 152L159 153V154L157 155L158 157H155L156 155L154 156V154H156ZM214 152H215V154H214ZM234 152L237 153V154H235ZM242 152H243V153H242ZM150 153H151V154H150ZM186 153H187V154H186ZM188 153L191 154V155H193V156L189 155ZM208 153H209V154H208ZM210 153H211V154H210ZM218 153H220L221 155L218 154ZM232 153H234V155H233ZM130 154H131L132 156H133V154H134V157L131 158V155H130ZM145 154H146V155H145ZM147 154H148V155H147ZM152 154H153V155H152ZM205 154H206L208 157H207V156H204ZM213 154L216 155V156H214ZM243 154H244V155H243ZM135 155H136V157H135ZM140 155H141V156H140ZM142 155H144V156H148V158L152 156V157H154V159H153V158H149V159H148L147 157H144V156H142ZM159 155H160V156L162 155V156L160 157ZM186 155H187L188 157H185ZM209 155H210V156H209ZM212 155H213V156H212ZM229 155H230V156H229ZM231 155H233V156H231ZM236 155H240V156H242L243 159H241L239 156L237 157ZM138 156H140V157L142 158V160H144V161L142 162V160H140L141 158L138 157ZM167 156H168V158H167ZM173 156H174V157H173ZM211 156H212V158H213L215 161H214V160H211V159H212ZM217 156H218V157H217ZM224 156H225V157H224ZM228 156H229V157H228ZM192 157H194L193 160H192ZM204 157H205V158H204ZM223 157H224V158H223ZM230 157H231V158H230ZM232 157H233V158H232ZM244 157H245V158H244ZM136 158L138 159L139 163H138V161H136V160H137ZM145 158H146V160H145ZM169 158H171V159L173 158V159H175L176 161H175V160H171V159H169ZM195 158H196V159H195ZM203 158H204V159H203ZM206 158H208V159H206ZM215 158H216V159H215ZM229 158H230V162H229ZM235 158H236V159H235ZM238 158H240V159H238ZM133 159H134V160H133ZM135 159H136V160H135ZM164 159H165V160L167 159L168 162L165 161ZM205 159H206V161H204V162H206V163H203L202 161L205 160ZM209 159H210V161H209ZM223 159H226L227 161H226V160H223ZM232 159H233L235 162L231 161ZM1 160H2V159H1ZM91 160L93 161V159L91 158V159H89V160L87 161V164L91 163V162H92ZM156 160L158 161V163H159V161H160V164H161V162H162V164H161V165L158 164V163L155 164V162H157ZM169 160H170V161H169ZM201 160H202V161H201ZM218 160H219V163L221 162L220 165H219V163H218ZM220 160H221V161H220ZM236 160H237L238 162H237ZM239 160H240V161H239ZM2 161H3V160H2ZM2 161H0V165H1V163L3 164ZM89 161H90V162H89ZM148 161H149V162H148ZM150 161H151V162H150ZM153 161H154V162H153ZM172 161H173V163H174V162L176 163V166H175V167H174V164L171 163ZM212 161H213V163H212ZM135 162H136V163H135ZM146 162H148L149 164L146 163ZM165 162H166V164H165ZM186 162L190 163V165H186V164H188V163H186ZM200 162H201V163H200ZM207 162L210 163L211 165H209ZM232 162H233V167H232V165H231ZM239 162H240V163H239ZM137 163H138V165H137ZM153 163H154V164H153ZM163 163H164V164H163ZM170 163H171V164H170ZM202 163H203V164H207L208 166H210V168H208L207 165H206V166H204V165L202 166ZM216 163H217V164H216ZM236 163H239V164L237 165ZM130 164H131V165H130ZM143 164L146 165V166H147V165H148V166L150 165V166H149V168H148V166L145 167ZM152 164H153V165H152ZM172 164H173V165H172ZM198 164H199V167H200L202 170L199 169L198 166H197L198 170H197V168H195L196 165H198ZM222 164L224 165V167L221 166ZM136 165H137V166H136ZM142 165H143V166H142ZM154 165H156V167H155ZM167 165H168V166L172 165V167H171V168H168ZM192 165L194 166V168H195L196 170L193 168ZM214 165H215L216 167H215ZM234 165H235V166L237 165V166H236L237 168H235ZM135 166H136V168H135ZM161 166H162V170H160V169H161ZM178 166H177V170H178ZM191 166H192V167H191ZM139 167H141V168H139ZM154 167H155V168H154ZM163 167H164V169H163ZM165 167H167V168L165 169ZM173 167H174V169H173ZM211 167H213V168H211ZM230 167H232V169H231ZM145 168H147V169H145ZM151 168H152V169H153V168H154V169L158 168V169H156V170L153 169V170H152ZM205 168H206L207 170H205ZM227 168H228V169H227ZM136 169H137V171H136ZM138 169H139L140 171H139ZM142 169H143V170H142ZM150 169H151V170H150ZM170 169H172V170H170ZM203 169H204V170H203ZM211 169H212V172H211ZM216 169H217L218 172H217V171L214 172V170H216ZM220 169H221V170H220ZM238 169H239V170H238ZM146 170H150V171L152 172V174H151L152 177H151L150 174H149V173H151V172L146 171ZM157 170H159L160 172H159V171L157 172ZM166 170H167V172L170 170V171L167 173V176H166V173H165ZM192 170H193V171H192ZM225 170H227V172H226ZM230 170H231V171H230ZM233 170L236 171V172L234 171L235 174H234V172H232ZM131 171H132L133 173H132ZM144 171H146V174H145ZM153 171H154V173H155V172H157V173L154 174ZM163 171H164V173H163ZM171 171L173 172V174H172ZM174 171H175V172H174ZM191 171H192V172H191ZM196 171H198V173H197ZM200 171H201V172H200ZM202 171H205V172L207 171V175H205V172H202ZM209 171H210V172H209ZM229 171L231 172L232 175L229 174V173H230ZM138 172H139V174H138ZM140 172H141V173H140ZM161 172L164 174L163 176H164L166 179L169 178V177L172 178L173 181L175 182V184H174V182L172 183V180H170V178L167 179V180L164 179V177L162 176V173H161ZM170 172H171V173H170ZM194 172H195V173H194ZM220 172H221V173H220ZM222 172H224V173L222 174ZM159 173H160V175H159ZM175 173L177 174V178H178V179H177V178L175 177V178L177 179L176 181H178V180L180 181V179L183 177L182 179H183V182H184V184L186 185V187H185L184 184H181V186L179 185V188H180V189H179V188H176V187H178V185H177L178 183H180V182L183 183V182H182V179H181L180 182H179V181H178V182L175 181V178H173L174 176H176ZM192 173H194V174L190 177V175H191ZM196 173L199 174V175H197ZM200 173H201V174H200ZM203 173H204V174H203ZM212 173H213V174H214V173H217L219 176H220V174H222V175H221L222 177H220V178H219L218 175L215 176L216 174H214V176H215L216 178H214L215 181H214V180H213V181H214V184H216V186L213 185V181H211V182H210V181L207 182L208 180H204V179H206V176H207L208 179H211V180H212L213 177H214V176H212V175H213ZM219 173H220V174H219ZM225 173H227V174H225ZM76 174H77V175H76ZM83 174H84V175H83ZM157 174H158V175H157ZM195 174L197 175V177H196ZM3 175H4V173H3ZM3 175H2V173H0V177L3 176ZM70 175H71L72 177H71ZM136 175H137V176H138V175H141L142 177H141V176H138V177H139V178H138ZM144 175H145V176H146V175H149L150 177H149V176H146V177H145ZM155 175H156V176H155ZM169 175H173V177H172V176H169ZM202 175L205 176L204 179L202 178V177H203ZM208 175H211L212 178H210V176L208 177ZM229 175H230V176H229ZM233 175H234L235 177H234ZM65 176H66V177H65ZM75 176H76V177H75ZM78 176H79V177H78ZM135 176H136V177H135ZM153 176H154L156 179L158 178L159 181H160V183H158V182H159L158 179L156 180ZM157 176H160V178L157 177ZM201 176H202V177H201ZM224 176H225V177H224ZM227 176L230 178L231 181L234 179V180L232 181L233 184H231V181L229 182V178H227ZM64 177H65V178H64ZM69 177H70V178H69ZM147 177H148L149 179H148ZM162 177H163V179H164L165 181H164L163 179H161ZM179 177H180V179H179ZM194 177H196V178H194ZM48 178H49V176H48ZM68 178H69V179H68ZM74 178H75V179H74ZM144 178H145V179H144ZM146 178H147V179H146ZM217 178H219V179H217ZM223 178H224V179H223ZM225 178H227L228 181H227V179H225ZM77 179H78V180H77ZM86 179H87L88 181H87ZM132 179H133V180H132ZM199 179H200V180H199ZM201 179H202V180H201ZM66 180H67V181H66ZM102 180H104L103 183H106L107 181H109V178H108V177H107V178L104 177ZM127 180H128L129 183L127 182ZM135 180H136V181H135ZM137 180H138V181H137ZM146 180H147V182H146ZM153 180H156L155 183L153 182ZM162 180H163V181H162ZM184 180L187 182V184H186V182H185ZM216 180H217V181H216ZM70 181H71V182H70ZM140 181H141V184H140ZM149 181H151V184H150ZM166 181H168V182H166ZM201 181L205 182L206 184H203V182L201 183ZM224 181L226 182V184L223 183ZM73 182H74V183L77 182V183H79V186H80V187L83 186V187L85 188V189L83 188V190H82V188H81V190H82L83 192L80 194V196H78V197H79V202H80V204H79V202H78V198H77V200L74 201V199L72 198V195H71V193L74 192L75 188L78 187V184H77L76 186H72V185H73ZM138 182H139V183H138ZM142 182H144V185H145V186H143V183H142ZM148 182H149V183H148ZM152 182H153V183H152ZM199 182H200V183H199ZM227 182H229V183H227ZM70 183H71V184H70ZM130 183H131V184H130ZM161 183H163V184H161ZM166 183H167V184H168V183H172L171 186L174 184V188H175V189L172 188L173 186H172V187H171V186H170V187H167V186H169L170 184L167 185ZM208 183H209V184H208ZM83 184H84V185H83ZM127 184H128V185H127ZM132 184H133L134 186H136V187L139 185V187H137V188L135 187V188H134V186H133ZM135 184H136V185H135ZM146 184H147V185H146ZM155 184H159V185H158V188L156 187L157 185H155ZM160 184H161V185H160ZM201 184H202V185H201ZM220 184H221V186H220ZM222 184H223L224 186L226 185V186H225L226 188L223 187ZM229 184L232 185V186H234L235 189H234V187L230 186ZM69 185H70V186H69ZM126 185H127V186H126ZM129 185H130V186H129ZM148 185H149L150 188H151L153 185H155V186L152 187V188H154V189L151 188V189H152V190H151L150 188H148L149 190H148V189L146 190V188H147L146 186H148ZM150 185H151V186H150ZM164 185L166 186L167 189H165V186H164ZM182 185H183V187H182ZM208 185H210V186H208ZM118 186H119V187H118ZM120 186H121L122 189L125 190L124 192H123V190L120 188ZM128 186H129V188H128ZM201 186H202V187H201ZM211 186H212V187H211ZM68 187H69L70 189H69ZM131 187H133V188H131ZM140 187H141V189H140ZM155 187H156V188H155ZM162 187H164V189H163ZM205 187H206V189H207V191H208V192L206 193L207 196H206L205 194L203 195V193H205L204 191H206V189H203V188H205ZM207 187H211L210 191H209V189H208ZM218 187H219L220 189H219ZM227 187H228V188H227ZM237 187H238V190H237ZM72 188H73L74 190H73ZM113 188H115V189H113ZM127 188H128V189H131V190H128ZM142 188H143V190H142ZM169 188H171V190H170ZM181 188H182V189H181ZM212 188H213V189H214V188H217V191H215L216 189H214L215 192H214V194L211 195V193L213 192V191L211 192V190H213ZM230 188H231L232 190H231ZM87 189H88L89 191H87ZM112 189H113V190H112ZM118 189H119L121 192H123V197H122V195H121L122 193L119 192ZM134 189H136V190H134ZM178 189H179V190H178ZM218 189H219V193L222 191L220 194L218 193ZM222 189H223V190H222ZM224 189H226V190H224ZM227 189H230V190H227ZM233 189L236 191L235 194H234L235 191H234ZM84 190H86V192H85ZM115 190H117V193H118L120 196H117V193H116ZM127 190H128L129 195L127 194ZM138 190L140 191V194H139ZM155 190H158V192L155 191ZM159 190H160V191H159ZM161 190H162V191L164 190V191L162 192ZM180 190H181V191H180ZM61 191H62V190H61ZM68 191H69V192H68ZM71 191H72V192H71ZM129 191H130V192H129ZM133 191H134V192H133ZM142 191H145V193L142 192ZM147 191H148L149 194H147V196H145ZM151 191H152L153 193H152ZM166 191H168V192H166ZM169 191H170V192H169ZM171 191H172V192H171ZM175 191H176V192H175ZM178 191H179V192H178ZM185 191H186V190H185ZM227 191H229V192L227 193ZM111 192H113V194H111ZM137 192H138V193H137ZM160 192H162V193H160ZM209 192H211V193H209ZM84 193H86V194L84 195ZM114 193H115L116 196L113 197L112 195H114ZM124 193H125V197H124ZM133 193H134V196L131 195V194H133ZM135 193L138 195V197H139V196H141V197L138 198L137 195H136ZM143 193H144V195H143ZM150 193L153 194V195H152L153 197H151ZM155 193H156V194H155ZM165 193H166V194H169V193H170L171 195H170V196H169V195L167 196ZM172 193H173L174 197H173ZM175 193H176V194H175ZM208 193H209L210 196H211V197H210V201H209V195H208ZM216 193H217V195H216ZM222 193H223V194H222ZM225 193H226L227 195H226ZM230 193H231L233 196L230 195ZM88 194H90L89 197H88ZM159 194H160V195H159ZM177 194H178V195H177ZM218 194H219L222 198L226 195V197L228 198V199H226V201H227V202L229 201L228 204H226L227 202L224 201L226 197H224V198H223L224 200H223L220 196H218ZM83 195H84V196H83ZM86 195H87V196H86ZM127 195H128V196H127ZM135 195H136V197H135ZM149 195H150V198H152V200L148 197ZM154 195H155V196H154ZM228 195H229L230 197H228ZM234 195H235V196H234ZM85 196H86L87 198H85ZM158 196H159V197H158ZM166 196H167V197H166ZM177 196H178V197H177ZM80 197H81V199H80ZM92 197H93V199H92ZM115 197H116V199H117L118 201L115 199ZM119 197H120V198L122 197V199L120 200ZM131 197H132V198H131ZM133 197H134V198H133ZM154 197H155V199H154ZM172 197H173V198H172ZM206 197H207L208 200L206 199ZM232 197H235V198H232ZM89 198H90V199H89ZM142 198H143V199H142ZM145 198H146V201H144ZM156 198H158L160 202L158 201V199L156 200ZM161 198H162V201H161ZM167 198H168V200H167ZM169 198H170V199H169ZM171 198H172V199H171ZM175 198H176V199H175ZM177 198H178V199H177ZM213 198H214V199H213ZM216 198H218V200H217ZM56 199H57V200H56ZM68 199H69V201H70L69 203H71V205L68 203ZM70 199H71V200H70ZM83 199H84V200H83ZM85 199L87 200V203H86V200H85ZM88 199H89V200H88ZM95 199H96L97 201H96ZM130 199H131V200H130ZM136 199H137V200L140 199L141 201L138 200V202H137ZM147 199H148V200H147ZM173 199H174V200H173ZM182 199H183V200H182ZM200 199H201V198H200ZM211 199H212V200H211ZM219 199H220V200H219ZM229 199H230V200H229ZM232 199H233V201H231ZM58 200H59V201H58ZM92 200H93V201H92ZM99 200H100L101 203L99 202ZM115 200H116V201H115ZM129 200H130L131 202H129ZM214 200H216V201L214 202ZM60 201H61V202H60ZM65 201L67 202V204L65 203ZM71 201H72V202H71ZM82 201H83V202H82ZM89 201H90V204L88 203ZM113 201H114L115 203H113ZM148 201H149V202H148ZM150 201H151L152 203H151ZM155 201H157V202H155ZM166 201H167V202H166ZM221 201H224V202H221ZM58 202H59V203H58ZM74 202H76V204H75ZM128 202L130 203V205L126 208V205L129 204ZM132 202L134 203V205H133ZM135 202H136V203H135ZM141 202H142V203H141ZM154 202H155V203H154ZM206 202H207V204H206ZM211 202H212V203H211ZM218 202H219V204H218ZM220 202H221V203H220ZM73 203H74V206H73ZM84 203H85V204H89V205L85 206ZM93 203H94V204H93ZM131 203H132V204H131ZM139 203H140V204H139ZM156 203H157V205H156ZM214 203H215V204H214ZM223 203H225V204H223ZM233 203H234V204H233ZM235 203H236V204H235ZM57 204H58V205H57ZM59 204H60V205H59ZM68 204H69V206H71V209H70V207H69V208L67 207ZM96 204H99V205H97V208H96ZM109 204H110V206H109ZM115 204H116V205H115ZM135 204H136V207H135ZM137 204H138V205H137ZM149 204H150V205H149ZM158 204H159V206H158ZM221 204H222V208L220 207ZM240 204H242L241 206H242L243 208L245 207L244 209H245L246 211L243 210V208L241 209ZM248 204H249V205H248ZM77 205H78L79 207H77ZM90 205H91V207H92V210H94L95 212H94V211H93V212L91 211V209H90ZM139 205H140V206H139ZM145 205H147V206H145ZM225 205H226V206H225ZM229 205H230V206H229ZM243 205H245V206H243ZM82 206H83V207H82ZM99 206H101L102 208L100 209ZM132 206H134V209L132 208ZM142 206H143V207H142ZM149 206H150V207H149ZM246 206H247V208H246ZM0 207H1V206H0ZM73 207H74V208H73ZM85 207H86V208H85ZM115 207H116V208H115ZM117 207H119L120 209L117 208ZM123 207H124L125 209H124ZM152 207H153V208H152ZM155 207H156V208H155ZM168 207H169L170 210L167 208V210H166V211H167V214H168V212H169V214H170V213L172 214V212H173V210H174L175 208H174L173 205H171V204H170ZM216 207H217V208L220 207V210H221V211L219 212V209H217ZM224 207H225V208H224ZM226 207H227V208H226ZM229 207H230V208H229ZM233 207L236 208V209H238V210L235 212V209H234ZM63 208H64V209H63ZM98 208H99V209H98ZM104 208H105V209H104ZM107 208H109V209H107ZM110 208H111V209H110ZM148 208H152V209H148ZM172 208H173V209H172ZM215 208H216V209H215ZM118 209H119V211H118ZM147 209H148V211H147ZM171 209H172V210H171ZM180 209H181V210H179V211L177 210V213H176V211L173 212V214H175V213L177 214V216L175 215L176 218H180V216H181L180 212H181V213L183 212V206H182ZM222 209H223V210H222ZM87 210L89 211V213H88ZM99 210H100V214H99ZM102 210H103V211H102ZM107 210L109 211V216H108V214H107ZM116 210H117V211H116ZM123 210H124V211H123ZM206 210H207V209H206ZM216 210H217L219 213H218ZM226 210H227V211H226ZM59 211H61V212H59ZM90 211H91V212H90ZM115 211H116L117 213H116ZM121 211H122V212H121ZM215 211H216V212H215ZM223 211H224V212H223ZM240 211H241V212H240ZM102 212H103V214H104V215L102 214L103 216L101 215ZM104 212H106V213H104ZM110 212H112V213H110ZM113 212H115V213H113ZM119 212H120V214L118 215ZM147 212H148V213H147ZM226 212H227L228 215H226ZM243 212H244V213H243ZM70 213H71V212H70ZM70 213H69V214H70ZM92 213H93V214H92ZM96 213H97V214H96ZM178 213H179V214H178ZM224 213H225V215H223ZM230 213H231V214H230ZM238 213H239V214H238ZM74 214H75V213H74ZM89 214H90V215H89ZM106 214H107V216H106ZM112 214H113V215H112ZM202 214H203V213H202ZM218 214H221V215H219V219H218ZM236 214H237V215H236ZM96 215H98V217H96ZM111 215H112V216H111ZM222 215H223V216H222ZM230 215H232V219H234L235 221L231 219V216H230ZM39 216H40V215H39ZM94 216H95V217H94ZM221 216H222V217H221ZM224 216H226V217H225L226 223H225V220L223 219ZM228 216H230V218H229ZM78 217H79V216H78ZM78 217H77V218H78ZM115 217H116V218H115ZM235 217H236V218H235ZM39 218H40V217H39ZM93 218H95V219H93ZM107 218H109V219H107ZM112 218L116 219V222H115ZM117 218L120 219V221L117 220ZM149 218H150V217H149ZM227 218H228V219H227ZM238 218H239V220L237 221ZM97 219H99L100 221H99V220L97 221ZM103 219H104V221H106V226H104L105 222L102 221ZM106 219H107V220H106ZM111 219H112V220H111ZM230 219H231V223H230V221H229ZM39 220H40V219H39ZM39 220L37 221L38 223H40ZM67 220H68V222H67ZM220 220H221V221H220ZM227 220H228V221H227ZM60 221H61V222H60ZM101 221H102V222H101ZM107 221L109 222L108 225H107ZM117 221H119V223H117ZM219 221H220V223H219ZM93 222H94V224H93ZM113 222H114V223H113ZM221 222H222V223H221ZM232 222H234L235 225H234V223L232 224ZM257 222H259V223H258V228H259V225H260V220H259V218H257V220H256V223H255L256 225H257ZM26 223H28V222H26ZM26 223H25V229H26V233H25V234H27L26 236H28V234H30L31 226H33V224H30V228H29V227H28V226H29V223H28V224H26ZM67 223H68L69 225H68ZM84 223H85V224H84ZM112 223H113L114 226L112 225ZM115 223H117L118 225L115 224ZM125 223L127 224V221H126V220H125ZM223 223H224V224H223ZM97 224H99V225L102 224L101 226H103V227H101V226H99V225H97ZM219 224H220V225H219ZM222 224H223V225H222ZM227 224H228V226H227ZM229 224H230V225H233V226H230ZM84 225H85V228H84ZM91 225H92V226H91ZM93 225H95V226H93ZM116 225H117V227H116ZM224 225H225V229H224ZM61 226H62V227H61ZM96 226H97V227H96ZM229 226H230V228H229ZM77 227H78V228H77ZM89 227H91V228H90V231H89V229H88ZM104 227H105V228H104ZM108 227H109V228H108ZM112 227H113V228H112ZM214 227L216 228V230H215ZM219 227H220V230L222 229V231H220V230L218 229ZM59 228H60V229H59ZM67 228L69 229V232H68V229H67ZM95 228H96L97 230H95ZM111 228H112V233H111ZM56 229H57V230H56ZM64 229H65V230H64ZM85 229H86V230H85ZM100 229H101V230H100ZM205 229H209V230L206 231ZM217 229H218L219 232L217 231ZM223 229H224V232H226V233H225V237H224V233H222V232H223ZM226 229H227V230H226ZM228 229H229V231H228ZM245 229H246V231L248 230V232L251 230V229L249 228V226H248L247 228L245 227ZM75 230H77L78 232L75 231ZM87 230H88V232H87ZM98 230H99V231H98ZM103 230H104V231H103ZM105 230H107V232H106ZM54 231H55L56 233H55ZM83 231H84V233H85V231H86V233H85L86 236H85V234L83 233ZM204 231H205L206 233H208V234H206ZM212 231H213V232H212ZM215 231H216L217 233H216ZM227 231H228V232H227ZM233 231H234V229L231 231V233H233ZM52 232L55 233V234H53ZM114 232H115V233H114ZM211 232H212L213 235L218 234V236L216 237V239H214V241L211 240V239H213V238L210 237V236L212 235ZM220 232H221V233H220ZM250 232H251V231H250ZM58 233H59V234H58ZM64 233H65V234H64ZM71 233H72V234H71ZM73 233H74V235H73ZM90 233H91V235H93V237H90ZM95 233H96V234H99V233L102 234V233H103V236H102L101 234H100V236H98V235L96 236ZM204 233H205V234H204ZM219 233L222 234L220 241H219V238H220V236H219L220 234H219ZM52 234H53V235H52ZM57 234H58V235H57ZM77 234H78V235H77ZM88 234H89V235H88ZM104 234H105V235H104ZM107 234H108V235H107ZM210 234H211V235H210ZM226 234H227V235H226ZM246 234H247V232H245V236H246ZM51 235H52V236H51ZM64 235L66 236L65 238H64ZM72 235H73V236H72ZM94 235H95L97 238H99V239L101 238V239L99 240L98 244H99V246L101 247V249H102L103 251H105V253H106L107 256L109 257V258L107 257V259L105 260V257L102 256V257H104V258L101 257V258H100V261H101V262L98 261V263H97V260H96V259L99 258V257L96 256L97 254H94L93 251L91 252L92 249L95 250V248H93V239L95 238ZM206 235H207L208 237H207ZM248 235H249V236H248ZM59 236H60V238H59ZM70 236H71V238H69ZM78 236H79L80 238H78ZM82 236H83L84 238H82ZM226 236H227V238H226ZM230 236H232V238H231ZM247 236L250 237V234H247ZM247 236H246V237H247ZM258 236H259V237H258ZM258 236L254 237V238H251L253 244H254V242H255V244H254L255 247H258V244H259V243H261L262 245H263V243H264V239L261 238V237H264V236H263V235H262V236L258 235ZM49 237H50V239H49ZM54 237H55V238H54ZM61 237H62V242H61ZM87 237H88V239H87ZM103 237H105V239H104ZM109 237H110V238H109ZM111 237H112V238H111ZM209 237H210L211 239H209ZM57 238H59V239H57ZM68 238H69V239H68ZM75 238H76L77 240H76ZM102 238L104 239L103 242L101 241ZM107 238H108V241H106ZM222 238H223V240H222ZM224 238H225L226 240H225ZM228 238H229V240H228ZM55 239H56V240H55ZM63 239L66 240V241L64 242ZM67 239H68L69 242L67 241ZM71 239H72V241H71ZM113 239H114V240H113ZM231 239H232V242L230 243V240H231ZM249 239H250V238H249ZM257 239H258L259 241H258ZM261 239H262L263 241H262ZM78 240H79V241H78ZM90 240H91L92 242H89ZM215 240H216V242H215ZM217 240H218V241H217ZM253 240H255V241H253ZM256 240H257V241H256ZM46 241H47V242H46ZM49 241H51V245L53 244L52 246L49 245V244H50ZM52 241H53V243H52ZM70 241H71V242H70ZM81 241H82L83 243H82ZM97 241H98V240H97ZM97 241H96V244H97ZM104 241H106V242H104ZM109 241H110V242H109ZM111 241H112V243H111ZM187 241H188V240H187ZM187 241H186V242H187ZM221 241H222V242H221ZM41 242H42V243H41ZM48 242H49V243H48ZM57 242H58V243H57ZM67 242H68L69 246H72L71 248H73V245L75 246V247L73 248V250H71V249L69 248V246L67 245ZM78 242H80V243H79V247H80L81 249L77 246V245H78ZM85 242H86V243H85ZM121 242H122V243H121ZM186 242H184V245H186V244L189 243V242H187V243H186ZM214 242H215V243H214ZM223 242H224V243H223ZM256 242H257V243H256ZM258 242H259V243H258ZM46 243H47V244H46ZM59 243H60V244H59ZM72 243H73V244H72ZM84 243H85V247H84ZM100 243H102V244L100 245ZM106 243H107V244L109 243V244L106 245ZM193 243H194V242H193ZM57 244H58V245H57ZM62 244H63V245H62ZM64 244H66L67 247L64 246ZM104 244H105V245H104ZM123 244H124V246H122ZM214 244H216L215 246H217V247H218L217 244L220 245V247H218L219 250H218L217 248L215 249ZM229 244H230V245H229ZM45 245H46V246H45ZM48 245L50 246V248H53V247L55 248V247H56L55 249L53 248V249H54V252H53V249H49V246H48ZM56 245H57V246H60V245H61V246H60V248H59V247H57ZM81 245L83 246V248H82ZM89 245H90V247H89ZM91 245H92V246H91ZM118 245H119L120 247H119ZM209 245H210V244L208 243V247H209ZM97 246H98V245H97ZM103 246H104V247H103ZM213 246H214V248H213ZM230 246H231V247H230ZM34 247H35L36 250L34 249ZM45 247H46V248H45ZM61 247H62V248H61ZM63 247H64V248H63ZM102 247H103V248H102ZM221 247H223V248L221 249ZM225 247H227V248H225ZM228 247H229V249L231 250V251H230L231 253L229 252ZM47 248H48V249H47ZM67 248H68V249H67ZM76 248H78V249L76 250ZM117 248H118V250H117ZM120 248H121V249H120ZM127 248H128V247H127ZM127 248H126V249H127ZM32 249H33V250H32ZM46 249H47V250H46ZM69 249H70V250H69ZM82 249H83V250H82ZM84 249H85V250H84ZM88 249H89V251H90L91 256H89V255H90V254H89V251L87 252ZM213 249H214V250H213ZM25 250H26V251H25ZM30 250H31V251H30ZM50 250H51V251H50ZM68 250H69V251H68ZM78 250H79V251H80V250L84 251V252H85V255H84L85 257H84V256H83V257H82V256L80 257V253H79ZM119 250L122 252V256H124L126 259H124V257H123V258L121 257V252H119ZM127 250H128V249H127ZM59 251H60V252H59ZM63 251L65 252V255H66L67 257H68V255L70 254L68 258H65L66 256H64V254H63L64 252H63ZM70 251H73V252H71V253H73V255L70 253ZM77 251H78V252H77ZM263 251H264V249H263V250H260L259 252H256L257 259H258V258H259L258 260L261 259L260 262L258 261V262H259L258 264H262V262H264V254H262ZM25 252H26V253H25ZM40 252H42L43 255H42V254L39 255ZM51 252H52V253H51ZM67 252H69V253L67 254ZM76 252H77V253H76ZM123 252H124V254H123ZM129 252H131V250H130ZM132 252H133V250H132ZM215 252H216V253H215ZM219 252H220V253H219ZM222 252H223V254H222ZM224 252H225V253H224ZM226 252H227V253H226ZM75 253H76V255H75ZM78 253H79V256H78ZM118 253H119L120 255H119ZM229 253H230L231 256L229 255ZM263 253H264V252H263ZM27 254H26V255H23V257H24V256L26 257ZM81 254H82V253H81ZM137 254H138V255H137ZM217 254H218V256H216ZM219 254H220V255H219ZM258 254H261L262 256H261V255L258 256ZM49 255H50V257H49ZM52 255H53V257H52ZM62 255L64 256L65 259H64L63 257H61ZM82 255H83V254H82ZM117 255H118V256H117ZM125 255H126V256H125ZM225 255H226V256H225ZM232 255H233V256H232ZM21 256H22V255H21ZM42 256H43V257H42ZM58 256H59V258H58ZM76 256H78V257L76 258ZM116 256H117V257H116ZM25 257H24V258L20 257V259H18V258H19V254H18L17 257L15 256V259H16V258H17V259L15 260V259L13 258L12 262H19V260H20V262H23L24 259H25ZM44 257H45V260L43 259ZM47 257H48V258H47ZM55 257H57V258H55ZM72 257H74V259H73ZM46 258H47V260H46ZM81 258H82V259H81ZM85 258H86V260H85ZM93 258H95V259L93 260ZM119 258H120V260H119ZM225 258H226V259H225ZM40 259H41V260H40ZM50 259H51V263H50ZM53 259H54V261H53ZM67 259H68V260H67ZM101 259H103V260H101ZM111 259H112V260H111ZM115 259H116V260H115ZM136 259H137V260H136ZM227 259H228V261H227ZM21 260H22V261H21ZM39 260H40L41 262H40ZM55 260H56V262H55ZM104 260H105V261H104ZM135 260H136V261H135ZM38 261H39V262H38ZM46 261H48V262H46ZM117 261H118V262H117ZM126 261H125V264H126ZM134 261H135V262H134ZM261 261H262V262H261ZM60 262H61V263H60ZM77 262H78V263H77ZM102 262H103V263H102ZM107 262H109V261H107ZM110 262H109V264H111ZM122 262H123V263H122ZM80 263H79V264H80ZM84 263H83V264H84ZM207 263H208V261H206V264H207ZM210 263H208V264H210ZM226 263H225V264H226ZM16 264H20V263H16Z\"/></svg>",
	"mask_w": 264,
	"mask_h": 264
}]
</instances>
